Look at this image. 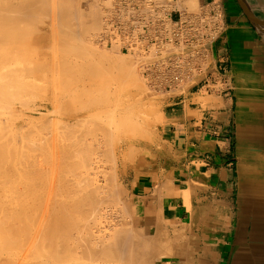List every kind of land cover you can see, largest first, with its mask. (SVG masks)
Wrapping results in <instances>:
<instances>
[{
  "label": "rangeland",
  "instance_id": "rangeland-1",
  "mask_svg": "<svg viewBox=\"0 0 264 264\" xmlns=\"http://www.w3.org/2000/svg\"><path fill=\"white\" fill-rule=\"evenodd\" d=\"M16 1H17V3H21V2H23V0H13V2L14 3H16ZM44 1H45V3H46V5L48 4V6H47V8H46V6H45V3H44ZM91 1V2H90ZM128 1V2H127ZM136 1L139 3V5H137V3H136ZM67 0V1H65V0H48V1H46V0H42V5L40 6V7H37V10H39V11H37L36 9H35V13H33V15H34V17H33V19L31 18V19H29V21L31 22L32 20H34V21H36L37 19V16H43V17H41V19H40V17H38V20H37V23L36 24H34V21H32V23H30V22H28V21H24V23H22V22H19L18 20V23L16 22V27L18 26L19 28V30H17V32H15L14 33V35H13V38H11L12 36L10 35V37L8 36V38H7V36L5 37V38H7V39H4V41H2V42H0V57H2V58H4L5 59V61L3 62L2 60H0V82L1 81H5L4 80V78L6 79V81H7V79H8V81L10 82V85H7V83H9V82H1L2 84V88L0 89L1 91H3L2 92V94H0V100H2L0 103V109L2 110L1 111V114L2 115H4V116H6V115H8V113L10 114V113H12V114H10V115H8V116H6L7 118L8 117H11L12 119L15 117V115H17V117H15L13 120H11V122H10V120H9V118L7 119L9 122H10V124L8 123V125L7 126H9V129H8V127L4 130V132L8 129L9 130V132H11V133H7L8 132V130H7V132H3V129L2 130H0V135H2V136H0V142H5V141H8V139H10L11 141L13 140L14 141V139H15V137H14V134H13V132H15V131H17V132H15V135H16V138H17V136L19 135V137L18 138H20L21 137V139H22V141H21V143L19 142L20 141V139H19V141L18 140H16V141H12L10 144H11V146H12V149L14 148V146L16 147V148H14L15 149V152H14V154L15 155H17V157H20L21 158V156H22V152L24 153L26 150H28V149H25L24 148V143H26L27 141L28 142H30V144L27 142L26 144V146H27V148H28V146H29V150L28 151H26L27 153L28 152H30L29 154H26V157H29V156H31V158H30V160L31 159H34V161L36 162L35 163V167H37L38 166V164L39 165H42L41 166V168H45V167H50V165H49V163H48V165H47V159H48V157H51V154H59V150H60V145L59 144H62V140L61 139H63V132H62V113L61 112H64V108L66 107V108H68V106H73L74 104H76L77 102L76 101H78L79 99L81 100H79L80 101V103L81 104H86L88 101V103L87 104H89V103H91L92 101H90V100H96V96H97V99L99 98V97H101V96H105V95H107V94H109V96H111L110 98H112V99H114L115 97H114V91H113V93L112 92H110V90L115 86L113 83H115L116 81H114L113 80V82H112V76L114 75V72L118 69L119 71H121V68L122 69H124V68H128V67H131L132 68V66H133V70L135 71V74H136V76H137V81H139V83H141L142 85H143V92L141 93V95L142 96H144V99H143V102H142V104H141V106H139L140 108L139 109H141V110H139V112H142L141 114H140V122H142L141 124H140V122H139V127L138 128H140V130H139V132H138V130L137 131H135V132H133L132 133V137L133 138H131V146L132 147H129V148H131L132 149V153H131V149H128V151L129 152H127L126 154H125V156L124 157H122V159H120L118 162H115L113 159L114 158H112V159H109L110 161H112V162H110L109 160H106V159H102L104 162H102L101 164H102V168L100 167L98 170L101 172V170H102V172L101 173H106L107 172V174H110L111 176H112V173H113V176H115V177H111L112 179L111 180H109V178H108V181L109 182H111L112 180V184H114L115 182L117 183H115L114 184V186L113 185H110V184H108V185H110V186H108L109 187V189H110V193L111 194H115L116 195V193L117 194H119L121 191H122V194H119L118 195V199H119V203H118V199L116 198V199H113L114 197H116V196H114V195H111V194H109L108 193V191L107 190H109L108 189V187H107V190H105V188L100 192L101 194H103V193H105L104 191H107L106 193H108V198H109V195H111L112 196V199L114 200V202H117V203H114V202H112V200H111V198L110 199H108L109 200V202L111 203H107L106 201H107V198H105L106 199V201H101V199H102V197L104 196V195H106V193L104 194V195H101V194H99V195H101L100 197H101V199H100V205H99V210L101 211L99 214H96L95 216H92L91 217V215H90V217H89V215L87 216H84L83 218H84V223L86 222V224H84V223H82V221L81 220H83V218H82V216H81V219L79 218V221H81V222H79L80 224H81V226H80V224H79V231L80 230H82V233L81 234H79V236L82 238V234H85V232H86V235H88L89 234V236L91 237V235H90V233H91V231H92V235H94L97 231H98V233H96V234H100V232H99V229L97 228V227H101V230H102V234H103V232L104 233H106V231L108 232H111L110 234H109V232L108 233H106V235H108V238L109 237H111V241H113V239H114V241H115V238H114V234L117 232H115V233H113V231H115L116 229L119 231L120 229H124L123 231H128V230H125V227H126V229L128 228V229H130V227L129 226H132L131 227V232H130V230H129V232L132 234V235H135V236H131V240H132V243L135 241V240H137V241H135L134 242V244L135 245H138V248H139V250L141 251V250H143V248H144V246H145V244H146V246H145V248L146 247H148V248H146V250L148 251V249H150V252L152 251V254L150 253V252H147V253H150L149 255H147V253H144L145 251H143V253L145 254L144 256V258L145 259H147V261H152L151 263H153L154 262V259H153V257L155 258V254H156V249H155V245H154V243L152 244V245H150L149 244V242L148 241H150L151 239H148V235L150 234V236L149 237H151V234H154V235H157L158 233L156 232V231H162V233L164 234V233H166V236H167V238H169V240L167 239V242L169 243V246H170V244H172V242L173 241H171V238H172V234H171V230H172V228H174L173 226L171 227V226H168V225H166V224H161L160 226H159V228H150V227H147V226H145L144 224H142L141 222H139V214H140V205H139V202L137 201V198L133 195V193H132V190H131V184H132V182L135 180V179H137L138 177H139V175L141 174V173H143L144 171H146L147 169H149V168H152V169H154V170H162L164 173H165V170H167V169H170V170H172L173 169V165H171V161H172V157H173V154H174V150H173V148H172V145H171V143L170 142H168V140H166V138H165V134H164V131H163V125H164V119H163V112H164V110H165V101H167V99H171L173 96H175L176 94H178L179 92H180V90H174V88L172 89H170L168 86H166L165 84H163V83H161V82H157L156 80H155V78H153L152 79V77H150V75H149V68H147L148 66H149V64H150V62H152L154 59H155V57H156V54H157V52H156V47H155V45H151L150 47L149 46H147V49L145 48V46L147 45V40L148 39H143V40H141L140 38H135L131 43H133L134 45L135 44H137V46L136 47H133L132 48V46H134V45H132V46H130V45H125V43H124V41H122L121 39H120V37H123L122 35H121V32L120 31H118L117 33L118 34H116V36H112V35H109L110 33H112V32H110V29L115 25V24H119V25H123L124 26V30H128V31H131V33H132V36H136V33H135V31H132L131 30V28H130V26H131V24L132 23H129V22H132L133 20H134V17H137L138 15H140V14H136L137 12H138V10H139V8L141 7V3H143V1H145V0H140V2H139V0ZM154 1H156L157 2V0H154ZM161 1V3L163 2L162 0H160ZM165 1L166 0H164V2H163V4H161L159 1L157 2V7L159 6V10L160 9H163L162 7H165L166 8V6H165ZM110 3V5H109V3ZM136 4H135V3ZM44 3V4H43ZM55 3V4H54ZM104 3V4H103ZM128 3V4H127ZM159 3H160V5H159ZM165 3V4H164ZM64 4V5H63ZM68 4V5H67ZM100 4V5H99ZM133 4V5H132ZM50 5V6H49ZM66 5V6H65ZM92 6L91 8H90V6ZM146 5V4H145ZM66 8H65V7ZM89 6V7H88ZM97 6V7H96ZM122 6V7H121ZM131 6V7H130ZM162 6V7H161ZM51 7V8H50ZM83 7V8H82ZM94 7V8H93ZM106 7V8H105ZM128 7H129V9H128ZM43 8V9H42ZM59 8V9H58ZM62 8V9H61ZM90 8V9H89ZM94 10H93V9ZM110 10H109V9ZM122 8V9H121ZM133 8V9H132ZM137 8V9H136ZM191 8H195L194 6H191ZM49 10V11H51L50 13L47 11V10ZM65 10V12L63 13V11ZM70 9V10H69ZM111 9H112V12H111ZM115 9V10H114ZM58 10H62L61 12L60 11H58ZM74 10V11H73ZM87 10H89V11H91V10H93V11H91L93 14H90V12H88ZM96 10H97V12H96ZM67 11V12H66ZM68 11H70V12H68ZM81 11H83V12H81ZM102 11V12H101ZM37 12L39 13V15L37 14ZM40 12H42L43 13V15L40 13ZM48 12V13H47ZM54 12H55V14H54ZM59 12V13H58ZM88 12V13H87ZM104 12V13H103ZM132 12V13H131ZM47 13V14H46ZM61 13H62V15H61ZM65 13L66 14H69L70 13V15L69 16H67V15H65ZM80 13H82V14H80ZM85 15H84V14ZM98 15H97V14ZM128 13V14H127ZM134 13V14H133ZM54 14V15H53ZM77 14V15H76ZM88 14V15H87ZM124 14V15H123ZM48 15V16H47ZM51 15V16H50ZM63 15H65V16H63ZM92 15V16H91ZM159 15H160V17H159ZM158 15V18H157V20H158V24H162V26H163V32L164 31H166L167 32V30L169 29V27L171 28V26H167V25H169V23L167 24V17H166V15H165V17H164V14L163 13H161L160 12V14ZM47 17V18H45V17ZM55 16V17H54ZM60 16H63L64 18H63V23H64V25L62 24V21H61V18H60ZM71 16V17H70ZM50 17V18H49ZM59 17V18H58ZM68 17H70V19H68ZM80 17H81V19H80ZM89 17H92V19L91 18H89ZM122 18V19H121ZM129 18V19H128ZM36 19V20H35ZM43 19V20H42ZM54 19H55V21H54ZM68 19V20H67ZM88 19V20H87ZM94 19V20H93ZM57 20L59 21L58 23H56L57 22ZM82 20V21H81ZM83 20H85V21H83ZM104 20V21H103ZM114 20V21H113ZM126 20V21H125ZM39 21V22H38ZM45 21V22H44ZM65 21H67V22H65ZM91 21H93L92 23H95V22H97L96 24H92L93 25V27H91V24H90V27L87 29V30H84V32H85V35H84V32H82L83 31V29L85 28V26L84 25H86V24H89ZM119 21V22H118ZM55 22V23H54ZM101 22V23H100ZM107 22V23H106ZM164 22V23H163ZM20 23V24H19ZM44 23V24H43ZM60 23V24H59ZM65 23H68V25H66ZM17 24H19V25H17ZM26 24V25H25ZM29 24H30V27H29ZM31 24L32 25H34V27L33 26H31ZM53 24L56 26V27H54L53 26ZM70 24V25H69ZM80 24V25H79ZM97 24H101V27L99 26H97ZM22 25H24V26H22ZM58 25H60L61 26V28L58 26ZM62 25H63V30H65V31H63L62 30ZM73 25V26H72ZM94 25H96V26H94ZM20 26H22L23 27V30H24V28L26 29V30H22V31H20V29H22V27H20ZM50 26V27H49ZM51 26H53V28L51 27ZM64 26H65V28L67 27L68 28V30L69 31H67L66 29H64ZM58 27H59V29H58ZM79 27H81V29H82V31H81V29L79 28ZM84 27V28H83ZM129 27V28H128ZM37 28H39V29H37ZM100 28V29H99ZM31 31H30V30ZM44 29V30H43ZM51 29H52V31H51ZM61 29V30H60ZM72 29H73V31H72ZM86 29V28H85ZM91 29V30H90ZM93 29V30H92ZM97 29V30H96ZM32 30H33V32H32ZM71 30V31H70ZM90 30V31H89ZM124 30H122V33H124L125 31ZM20 31V32H19ZM27 31V32H26ZM38 32V34H37V32ZM58 31H59V33H58ZM64 32V34H62V35H60V36H62V39H61V41H63V38H64V41L65 42H62V45H63V43H64V45H66L65 43L67 42L69 45L68 46H70L71 48H73L74 49V47H73V44L75 45V51H78V50H80L81 48H79L80 46H82L83 45V43H84V47L83 48H86L87 49V52L89 51V52H91L90 54H89V52H88V54L89 55H91V59H88L87 58V62L85 61L86 59L84 58H82V56H81V58L79 57H77L76 59H78V65H80V69H77V71L79 70V72H78V75H79V77H81L80 79H82V80H79V85L77 84V85H72L71 87L73 88V91H72V88H71V92H69V94H67V95H61V97L58 99V100H56V102H57V105L55 104L56 102H53L54 104H50V102L52 101V99H53V97H54V94L55 93H59L58 91L59 90H61L62 88L61 87H64L65 88V85H66V83H67V81H64L63 79H61V78H59L60 77V75L61 74H57V73H60V72H55V71H53L55 74H53L52 72L50 73V74H47V75H49V76H47V75H41V76H39V74H38V72H36L37 70H35V71H28V69H27V71L25 70V66H27V68L29 67V68H32L33 66H34V64H33V62H32V59L33 58H36L37 56H39L41 53H43L42 51H45V52H47V55H49V58H48V60H50L51 61V59L53 58V57H56L57 55V57L58 58H60V57H62L61 56V54L65 51L64 49L66 48V51H67V49H71L70 47L69 48H67V46L63 49V51H61L62 50V48H60V49H58L59 47H56V45L57 46H60L61 47V45H60V43H61V41H60V36L58 35V34H61V32ZM78 31H80V32H78ZM34 32H36V33H34ZM43 32V33H42ZM53 32V33H52ZM55 32H57V33H55ZM165 32V33H166ZM21 33V36L22 35H28L29 36V33L30 34H32V35H30V36H32L33 38H31L30 36H29V40L28 39H26L27 38V36H25V38L23 39V38H18L16 41L18 42H15V38H16V36L18 35V37H20L19 36V34ZM23 33V34H22ZM83 33V34H82ZM93 33V34H92ZM150 34L149 35H152L153 33L152 32H149ZM165 33H163V35L165 34ZM15 34H16V36H15ZM51 34H54V35H52V37H51ZM65 34H68V36L67 35H65ZM73 34V35H72ZM81 34V35H80ZM101 34V35H100ZM134 34V35H133ZM35 35V36H34ZM43 35H48L49 36V39L47 40V41H43V40H41V37L43 36ZM80 35V36H79ZM100 35V36H99ZM103 35V36H102ZM15 36V37H14ZM55 36V37H54ZM59 38H58V37ZM96 36V37H95ZM109 36V37H108ZM24 37V36H23ZM76 37V38H75ZM81 37V38H80ZM31 38V39H30ZM55 38H56V40H55ZM111 38V39H110ZM9 39H12V42H10L9 41ZM54 39V40H53ZM67 39V40H66ZM80 39V40H79ZM81 39H83V40H81ZM116 39V40H115ZM119 39V40H118ZM59 40V41H58ZM78 41H80V42H78ZM88 42V43H86V42ZM89 41H90V43H89ZM95 41V42H94ZM103 41V42H102ZM120 41V42H119ZM9 42V43H8ZM51 42L53 43V44H51ZM58 42V43H57ZM17 43V45L15 46V44ZM73 43V44H72ZM96 43V44H95ZM71 44V45H70ZM115 44V45H114ZM124 44V45H123ZM25 45V46H24ZM41 45H43V46H41ZM49 45V46H48ZM77 45H78V50H76V47H77ZM37 46H38V48H37ZM42 47V50H40V48ZM55 46V47H54ZM129 46V47H128ZM174 46V47H173ZM179 46V47H178ZM182 46V44L181 45H172V44H167V45H164V47H160L161 49L160 50H162V51H164V50H168V49H171L170 47H172V48H174L175 49V47H176V49H175V51L176 52H179L180 51V47ZM40 47V48H39ZM43 47H46V48H43ZM49 47V48H48ZM25 48V49H24ZM55 48V49H54ZM164 48H166V49H164ZM19 49H20V51H19ZM73 49H71L70 50V52H71V54L72 53H75V51L73 50ZM105 49V50H104ZM151 49V50H150ZM72 50L74 51V52H72ZM183 50L184 51H186L187 50V47H183ZM60 51L62 52V53H60ZM65 51V52H66ZM161 51V52H162ZM188 51V50H187ZM69 51H67L65 54H67V53H70ZM21 53V54H20ZM64 53L62 54V55H65ZM87 54V55H88ZM21 55V56H20ZM74 55V54H73ZM151 55V56H150ZM153 55V56H152ZM190 55H192V54H186V56L185 55H183L182 57H183V59L184 60H188L189 58H190ZM92 56H94V58H92ZM7 57H9V58H7ZM17 57H18V59H17ZM144 58V59H143ZM149 58V59H148ZM7 59H8V62H7ZM14 59H16V60H14ZM20 59V60H19ZM57 59V58H56ZM82 59H83V62L85 61V65H83L82 63ZM93 59V60H92ZM95 59L97 60V61H100L99 63L100 64H98L97 63V61H95ZM92 60V61H95L96 63H97V65H95V62H94V65L92 64L91 66L90 65H88V64H90V61ZM103 61V62H102ZM186 61H184L185 63H187ZM204 61H206V64H207V59H205ZM105 62V63H104ZM212 62H214V59H212ZM7 64V65H4V64ZM81 63V64H80ZM107 63H108V65H107ZM119 63V64H118ZM87 64V65H86ZM111 66H110V65ZM120 64H123V65H120ZM209 64H210V61H209ZM2 65L4 66V68L2 69ZM82 65L85 67L86 66V68L89 66L90 67V69L89 68H87V71H85L84 69H86V68H83L82 69ZM116 65V66H115ZM94 66H96V67H94ZM98 66H100V67H98ZM101 66H103V67H101ZM108 66V70L107 69H105L106 67ZM109 66H110V68H109ZM114 66L116 67V68H114ZM122 66H125V67H122ZM143 66V67H142ZM17 67H19V68H17ZM93 67L94 68H100L99 69V72H101V73H103L102 74V76H98L99 78H97V76H95L96 74H98V75H100L101 73H99L98 71H97V69H94V70H92L93 69ZM105 67V68H104ZM15 68V69H14ZM23 68V70H21V72H20V69H22ZM145 68V69H144ZM184 68L186 69L187 68V65L185 64L184 65ZM9 69H11V71H8ZM12 69H14V70H16V71H13ZM19 69V70H18ZM91 71V73L92 74H89V70ZM102 69V70H101ZM110 69H112L111 71H110ZM7 70V72L5 73L7 76H2L1 75V73H4V71H6ZM101 70V71H100ZM107 70V72H108V74L106 75V76H104L106 73L105 72H103V71H106ZM19 71V73L18 74H16L17 72ZM25 71L28 73H25ZM80 71H82V73L84 72L86 75L88 74V76L89 75H91L92 77H95V78H93V81H92V79H91V77L89 78L88 76H85V77H82L83 75H85L84 73H83V75H81L82 73H80ZM119 71H117V72H115L116 74H119ZM10 72H12V73H14L15 75H17V77L16 76H14L12 73H10ZM30 72H32V74H30ZM86 72H88V73H86ZM94 72V73H93ZM95 72H98V73H95ZM8 73V74H7ZM10 73V74H9ZM20 73H22V74H20ZM163 73V70L162 71H160V74H162ZM5 74H3V75H5ZM11 74L13 75L12 77H11ZM38 74V75H37ZM53 74V75H52ZM110 74V75H109ZM230 76H231V78H232V85H233V90H232V94H231V96H230V98H233V91H235V89H236V84H235V77H234V74L233 73H228ZM8 75H10V76H8ZM109 75V76H108ZM112 75V76H111ZM28 76V77H27ZM29 76H30V78H29ZM38 76V78H35V77H37ZM55 76V77H54ZM3 77V78H2ZM8 77V78H7ZM26 77V78H25ZM32 77V78H31ZM70 77V76H69ZM89 79H88V78ZM101 77H103V78H101ZM105 77H107V79H110L111 78V80H109V81H111V83L110 82H108V80L107 79H105ZM109 77V78H108ZM20 80V83H19V80ZM84 78V79H83ZM86 78V79H85ZM99 80H97V79ZM100 78L101 79H104V80H107V82H105L104 80V82L105 83H103V81L101 82L100 81ZM61 79V80H60ZM66 80H68L67 78H65ZM91 79V81H89ZM16 80H18V81H16ZM40 82H39V81ZM63 80V81H62ZM13 81H15L14 82V84L12 83ZM70 81H71V77H70ZM94 81L95 82H97V84H100V85H98V86H96V87H94L93 86V84H95V85H97L96 83H94ZM146 81V82H145ZM16 82H18V83H16ZM21 82H22V84H21ZM23 82H24V84H23ZM25 82H27V84L25 83ZM65 84L64 86H62V84L63 83ZM87 82V83H86ZM100 82V83H99ZM4 83H6V84H4ZM29 83H31V84H29ZM4 84V85H3ZM15 84H17V86H19L20 84H21V86H19L20 87V89L16 86V87H14L15 86ZM19 84V85H18ZM87 84L89 85V86H87ZM114 86H113V85ZM57 85V86H56ZM83 85H85V86H83ZM102 85H104L103 87H107V88H104V90L106 89H108L109 87V92H107L106 90L104 91L103 89H102ZM107 85V86H106ZM108 85H110V86H108ZM7 86H9L8 88H10L11 90H9L8 88H7ZM11 86V87H10ZM24 86H26L27 88H23ZM31 86V87H30ZM87 86V87H86ZM101 86V87H100ZM98 87V88H97ZM112 87V88H111ZM160 87V88H159ZM162 87V88H161ZM5 88V89H4ZM29 88H30V90H29ZM34 88H35V90L36 91H38L37 93H36V91L34 90ZM39 88H41V89H39ZM61 88V89H60ZM93 88H96V89H94L95 90V92L93 91ZM99 88L101 89V90H99ZM188 88V87H187ZM187 88L185 89V91H187V93L188 92H191V90H187ZM197 88V89H196ZM3 89V90H2ZM9 91H8V90ZM15 89H17V91L14 90ZM26 89V90H25ZM31 89H33V91H34V93H33V91L31 90ZM78 89H80L79 91H80V93L81 94H78V95H80V96H75L76 94H77V92L79 93V91H77ZM85 89L87 90V91H85ZM90 89L92 90V91H90ZM145 89H146V91H145ZM21 90H24V92H26L25 94H21L20 92H23V91H21ZM84 90V91H83ZM96 90H98V91H96ZM104 92H103V91ZM6 91V92H5ZM20 91V92H19ZM27 91H30V92H28L27 93ZM84 93H86V94H88V95H86V96H84V94H83V92ZM102 91V92H101ZM192 91H194V92H198V93H194V95H193V97L194 98H196L198 101H201V102H203V103H205V102H207V101H210V100H212V98L214 99V97L213 96H217L216 94H211V93H208V92H206V90H204V88H201V87H195ZM32 92V93H31ZM74 92V93H73ZM94 92V93H93ZM97 92H98V94H97ZM101 92V93H100ZM107 92V93H106ZM91 93H93V95H95V96H93ZM96 93V94H95ZM104 93V94H103ZM146 93V94H145ZM153 93V94H152ZM156 93V94H155ZM3 94H5L4 96H3V98L4 99H6V100H3V98H2V95ZM9 94V95H8ZM10 94H11V96H13L12 98H8V97H6V95L7 96H9V97H11L10 96ZM27 94V95H26ZM83 94V96L84 97H82L81 95ZM100 94V95H99ZM116 94V93H115ZM145 94V95H144ZM209 94H211V96H209ZM90 95V96H89ZM93 97H92V96ZM22 97V98H21ZM69 97H72V98H69ZM82 97V98H81ZM2 98V99H1ZM52 98V99H51ZM68 98V101L66 100ZM75 98H77L76 99V101H73V102H71L70 103V101H72L73 99H75ZM79 98V99H78ZM84 98V99H83ZM206 98V99H205ZM22 99L24 100L23 101V103L25 104H21V101H22ZM29 99L32 101H29ZM62 99V100H61ZM9 100H11L10 101V104H9ZM21 100V101H20ZM50 100V101H49ZM63 100L64 101H66V102H63ZM82 100H83V102H82ZM6 101V102H5ZM12 101H13V103H12ZM17 101V102H16ZM25 101H27V102H25ZM62 101V102H61ZM19 102V103H18ZM29 102V103H28ZM61 102V103H60ZM74 102H76V103H74ZM59 103V104H58ZM79 103V104H80ZM6 104V105H5ZM17 104V105H16ZM18 104L19 105H21V106H18ZM28 106H27V105ZM32 104V105H31ZM34 104V105H33ZM44 104H49L48 105V107H50V108H48V109H43V106L40 108V109H36V107L37 106H39V105H44ZM60 104H61V108L60 109H56V110H54L55 108V106H57L56 108H58V106L60 107ZM3 105V106H2ZM10 105V106H9ZM22 105H24V109L23 108H21L22 107ZM5 106V107H4ZM29 106H31L30 108H29ZM54 106V107H53ZM80 106V105H79ZM33 107H35V109L33 110ZM3 108H4V111H3ZM7 108H9L10 109V111H12V112H9V110L7 111L6 109ZM16 108H17V110H18V114L17 113H15V115H13L14 114V112H16ZM53 108V109H52ZM66 108H65V111H66ZM13 109V110H12ZM27 109V110H26ZM29 109V110H28ZM36 110V111H35ZM63 110V111H62ZM20 112V113H19ZM22 112L24 113V114H22ZM4 113V114H3ZM6 113V114H5ZM26 113V114H25ZM29 113V115H28V117H27V114ZM32 116H31V115ZM44 115V116H43ZM23 116V117H22ZM34 116V117H33ZM37 116V117H36ZM35 117H36V119H35ZM5 118V117H4ZM23 118V119H22ZM29 119H32V120H29ZM46 121H45V120ZM49 119V120H48ZM42 120H44V122L46 123V129L43 127L44 125H45V123H43V121ZM48 120V121H47ZM58 120H60V123H59V121ZM161 120V121H160ZM13 121V122H12ZM16 121V122H15ZM29 121H31V124H30V122ZM42 121V122H41ZM50 121V122H49ZM15 122V123H14ZM24 122V124H21V123H23ZM29 124H28V123ZM40 122V123H39ZM57 122V123H56ZM25 123H27V124H25ZM41 123H43L44 125H42ZM49 123V124H48ZM144 123V125L146 126L147 125V127H145L144 125H142ZM19 124H21V125H19ZM59 124V125H58ZM11 125V126H10ZM13 125V126H12ZM15 125V126H14ZM25 128H24V127ZM27 126V127H26ZM31 126V127H30ZM38 126V127H37ZM43 127L44 129H45V131L43 130V128H40V127ZM60 126V127H59ZM141 126V127H140ZM143 126V127H142ZM20 127V128H19ZM21 127H23V128H21ZM59 127V128H58ZM28 128V132H25V134L26 135H24V130H26ZM42 129V130H40V129ZM17 129H19V130H17ZM35 129V130H34ZM47 129H49V130H47ZM53 129V130H52ZM56 129V130H55ZM15 130V131H14ZM20 130H21V132H20ZM47 130V131H46ZM59 130V131H58ZM61 130V131H60ZM37 131V132H36ZM41 131V132H40ZM43 131V132H42ZM53 131V133H50V132H52ZM1 132H3V133H1ZM35 132V133H34ZM60 132V133H59ZM19 133H21V134H19ZM23 133V134H22ZM27 133L28 134H30L29 136L27 135ZM37 133V134H36ZM43 133H44V135H43ZM47 133V134H46ZM3 134H4V137H3ZM13 135L12 136V138L14 137V139H11V138H8L9 136H11V135ZM40 134H42V136H45L44 138L40 135ZM6 135H9V136H7L6 137ZM24 135V136H23ZM35 137V139H34V137ZM39 135V136H38ZM49 135L51 136V137H49ZM54 135V136H53ZM143 135V136H142ZM25 136H27V138L28 139H30V141L29 140H25L24 142H23V140L26 138ZM32 137V138H29V137ZM38 138H37V137ZM48 136V137H47ZM58 136H59V138H58ZM142 136V137H141ZM4 138H8L7 140L5 139V140H2V139H4ZM17 138V139H18ZM40 138L42 139V140H40ZM48 138H50V139H48ZM33 139V140H32ZM39 139V140H38ZM52 139H53V141H52ZM60 139V140H59ZM2 140V141H1ZM35 140V141H34ZM38 140V141H37ZM48 140V141H47ZM32 141V142H31ZM37 141V142H36ZM42 141H44V142H42ZM50 141H51V143H50ZM57 141V142H56ZM53 142V143H52ZM55 142H56V145H55ZM58 142H60V143H58ZM6 143V142H5ZM16 143V144H15ZM31 143H33L34 144V146H33V144H31ZM36 143V144H35ZM44 143V144H43ZM48 143H50V144H48ZM58 143V144H57ZM6 144H8V147L10 146L9 145V141L6 143ZM13 144H15V145H13ZM43 144V145H42ZM45 144H46V146H47V149H46V147H44L45 146ZM18 145H19V147H18ZM20 145H21V147H20ZM23 145V146H22ZM35 145H36V147H35ZM38 145H40V146H38ZM59 145V146H58ZM11 146L9 147V149L11 148ZM38 146V147H37ZM43 148H45V150L44 151H42L41 150V148L42 147ZM51 146L53 147V150H52V148H51ZM19 149H18V148ZM31 147V148H30ZM32 147H33V150H31L32 149ZM34 147L36 148V150H34ZM54 147H56V149L54 148ZM20 148H23L22 150H25V151H22V150H20ZM38 148H39V150H38ZM58 148V149H57ZM12 149H10V150H12ZM17 150H20V153L19 154H17L18 153V151ZM41 150V151H40ZM48 150V151H47ZM135 150V151H134ZM14 150H12V152H13ZM16 151H17V153H16ZM22 151V152H21ZM46 151V152H45ZM55 151V152H54ZM25 152V153H26ZM54 152V153H53ZM32 153V154H31ZM40 155H38V154ZM47 153V154H46ZM49 153V154H48ZM51 153V154H50ZM42 154V155H41ZM45 154V155H44ZM14 155V156H15ZM23 155H25V154H23ZM27 155H29V156H27ZM49 155V156H48ZM38 156V157H37ZM17 157H13L12 158V162H14L15 163V165H17L16 163V158ZM23 157V156H22ZM36 157V158H35ZM45 157H46V160H45ZM95 157V155H93L92 156V159ZM19 158V159H20ZM126 158V159H125ZM27 160H28V158H26ZM41 159V160H40ZM43 159V160H42ZM129 159V160H128ZM18 160V159H17ZM23 160V164H25V162L27 161V160H25V156L20 160V162ZM25 160V161H24ZM30 160H28V163H33V161L32 162H30ZM45 162V163H42V162ZM19 162V161H18ZM39 162V163H38ZM8 163V162H7ZM10 163V162H9ZM22 163V162H21ZM21 163H19V167L17 166V170H18V172H15V173H17V175L16 174H13V173H11V176H9L7 179L8 180H10V181H7L6 180V183H4L5 181V178H3V177H0V192L1 191H4V190H2L3 188H2V186L4 185L7 189H6V191L8 190L9 192H6V191H4V192H1L0 194V198L1 199H3L4 200V196H6V197H13V198H7L6 199V197H5V199L6 200H4V201H10V202H12V203H14L15 205H16V207H15V205L13 204V206H12V204H10L9 205V209H10V206H12L14 209H16V210H20V209H18V207H20L21 208V210L20 211H23L22 209L23 208H25L26 206H27V204L26 203H28V206H29V208H28V210H26L27 208H25V211H24V213L23 212H20V213H23L24 215H22V214H20V215H22L23 217H27L26 216V213H28V211H30L31 212V210L33 209L32 208V206L34 205V203H36V206L39 204V202H38V200H39V197H41L42 195H41V193H42V191H43V189H42V187L44 186V185H46V184H44L45 182L42 180V179H39V181L41 182H43V185L41 186V189H40V185H38V187H35V186H37L36 184H35V182L36 181H32L30 178H32V177H34L33 178V180H36L37 178H41V174L39 173V172H41V168H40V166H38V168H35L33 165V167L37 170V169H39L40 168V170H37V171H35L34 172V168L33 169H30V167H32L30 164V166L28 165H24V167H23V165L21 164ZM41 163V164H40ZM106 163V164H105ZM114 163V164H113ZM104 164V165H103ZM47 165V166H46ZM131 165H134V166H131ZM22 166V167H21ZM26 166V167H25ZM29 167V169L33 172V174H35L36 173V175H30V173L31 172H29L30 170L28 169L27 171H26V169L25 168H28ZM48 167V168H49ZM104 167H105V171H104ZM112 167V168H111ZM21 168V169H20ZM22 168H24L25 169V171H26V173L27 172H29V174L28 175H30V178L29 177H26L27 176V174L25 175V174H23V173H21L20 174V171L22 170ZM50 168H52V165H51V167ZM109 168V169H108ZM20 169V170H19ZM139 169V170H138ZM98 170H97V177L99 178V180H102V181H104L105 180V178L106 177H104V175L106 176V174H101L100 172H98ZM110 170H111V172H110ZM39 171V172H38ZM113 171V172H112ZM115 171V172H114ZM138 171V172H137ZM22 172H23V170H22ZM37 172H38V176H37ZM108 172H110V173H108ZM12 174L13 175H16L15 177H20L19 179H18V177H17V179H18V181H19V187H17V189H16V186H17V183H16V181L14 182L13 180H15L14 178H13V176H12ZM22 174H23V176H22ZM32 174V173H31ZM39 174H40V176H39ZM116 174V175H115ZM32 176V177H31ZM91 176H92V174H91ZM10 177H12V178H10ZM26 177V178H25ZM37 177V178H36ZM107 177H108V175H107ZM36 178V179H35ZM104 178V179H103ZM113 178H115V179H113ZM4 179V180H3ZM21 180L24 182V183H26V182H30V183H34L33 185H34V187L35 188H37V190H40V191H37V192H33L32 191V184H31V186H29L30 184L29 183H26V185L27 184H29V185H27L28 186V191H29V188H30V190H31V192L33 193V194H30V192H29V194H30V197H27L26 195H24V197H27V198H30L31 199V201L29 200L28 201V199L27 198H24L23 199V194H22V196H21V198H20V195H21V190L23 191V190H26L25 189V187H21V186H23V184L21 183ZM26 182H25V181ZM28 180V181H27ZM30 180V181H29ZM3 181V182H2ZM13 181V182H12ZM17 181V182H18ZM39 181H37V184H42V183H39ZM115 181V182H114ZM12 182V183H11ZM193 182V181H192ZM4 183V184H3ZM7 183H10V184H12V186H9V184H7ZM14 183V184H13ZM16 183V184H15ZM22 184V185H21ZM49 185H50V183H48ZM199 185V183L197 182V183H195V184H192L193 186H192V189H194L195 190V187L197 186V185ZM8 187H7V186ZM15 187H14V186ZM21 185V186H20ZM24 186H25V184H24ZM114 188V190L113 191H118V190H116V189H118L119 188V192H113L112 190H111V188L112 187ZM11 187V188H10ZM13 187V188H12ZM45 187V186H44ZM47 187V188H46ZM46 193L48 194V192H49V186L48 185H46ZM111 187V188H110ZM9 188V189H8ZM21 190H20V189ZM112 188V189H113ZM121 188V189H120ZM14 189V192L15 193H17V195H19V193H20V195H19V201L20 202H26L25 204H26V206H25V204H24V206H23V204L22 203H20V202H18V204L20 205H18V207H17V200H18V197H17V195L15 196V195H13V194H15V193H11V190H13ZM16 189V190H15ZM19 189V190H18ZM191 189V188H190ZM191 189V190H192ZM121 190V191H120ZM191 190H189L188 189V191H187V195L189 196L188 198H187V201L188 202H190L188 199L190 198V200H191V196H190V193H191ZM16 191H19V192H16ZM27 191V192H28ZM186 190H184L183 191V198H184V202H185V204H186V206L188 207V204L189 203H187L186 202V197L187 196H184V193H186L185 192ZM13 192V191H12ZM25 193H26V191H24ZM40 192V193H39ZM44 192V191H43ZM4 193V194H3ZM10 193V194H9ZM38 193V194H37ZM26 194H28V193H26ZM29 194H28V196H29ZM36 194V195H35ZM43 194V193H42ZM47 194H45V192H44V194H43V199H41L40 200V202L43 200H45L46 199V197H48V195ZM4 195V196H3ZM11 195V196H10ZM40 195V196H39ZM45 195H47V196H45ZM186 195V194H185ZM2 196V197H1ZM31 196H34L35 197V202H34V197H31ZM37 196H39V197H37ZM107 196V195H106ZM105 196V197H106ZM110 196V197H111ZM36 197H37V199H36ZM45 197V198H44ZM17 198V199H16ZM0 199V200H1ZM23 199V200H22ZM27 199V200H26ZM16 200V201H15ZM25 200V201H24ZM37 200V201H36ZM34 202V203H32L31 205H29L31 202ZM43 201L41 202V203H43ZM120 201H122V202H120ZM103 202V203H102ZM104 202L107 204H104ZM123 203V204H122ZM127 203H128V205H130L131 203V205H133L132 206V208H131V205L130 206H128L127 205ZM191 203V202H190ZM102 204H104V205H102ZM109 204V205H108ZM135 204V205H134ZM192 204V203H191ZM43 205L44 204H41L40 205V207H42L43 209L45 208V207H43ZM106 205V207H108L109 206V208H111L110 210H109V212L107 213V214H105L104 215V217H101V215H103V214H101V213H103L104 211H105V208L106 207H104ZM116 205V206H115ZM22 206H23V208H22ZM27 206V207H28ZM190 206V205H189ZM6 206H4V207H0V215L2 216L3 214H4V212L6 213L7 211H9V209H8V206L5 208ZM32 209H31V208ZM39 207V205L37 206V210H36V207L34 206V211H32L33 213H32V215H34V217H35V215H36V212L38 213V212H40V211H42L41 209L42 208H40ZM193 207H196V206H192V208ZM101 208V209H100ZM133 208H134V211L132 212V210H133ZM8 209V210H7ZM29 209H31V210H29ZM40 209V210H39ZM112 209H114L113 211H112ZM132 209V210H131ZM189 209H191V207L190 208H188V210ZM3 210V211H2ZM39 210V211H38ZM2 212V213H1ZM29 212V213H30ZM43 213H44V210L41 212V214H42V216H43ZM115 213V214H114ZM131 213H134V214H131ZM39 214V215H38ZM37 215L38 216H41L40 215V213H38ZM31 215V216H32ZM36 215V217H38ZM109 215H110V217H109ZM112 215V216H111ZM224 215V214H223ZM0 216V217H1ZM22 216H20V221H22V220H24L25 218H22ZM42 216H41V219H42ZM109 218H108V217ZM125 216V217H124ZM226 216V215H225ZM89 217V218H88ZM97 217H100V218H97ZM105 217H107V219H105ZM88 218V220H86L85 221V219H87ZM102 218H103V220H102ZM31 219V225L30 226H32L31 227V232L28 230V229H30V228H28V227H30L29 226V224H30V220H28V226H27V232H25L24 231V233H22V234H25V235H27V233L29 234L28 236H29V242H28V240L26 241V238H28V237H26L25 235V237L26 238H24L23 237V235L20 233L21 231H19L20 229H22L23 227V225H22V222H21V225L19 226L18 225V221L17 222H15V230L18 232V234H16L15 235V238L16 239H14L15 241H14V243L13 244H11V248H12V246H14V248L13 249H10V250H2V252H3V254H4V256L6 257V258H4V256H2V258L0 257V260H1V262H3V263H1L0 262V264H6L7 262V264H9L10 263V261H11V263L10 264H15V261L17 262V264H18V262L21 264H25L26 262H29V264H57V263H59V264H77V263H79V260H81L80 262V264H99V263H104L105 261L107 262H105L104 264H121V261L122 260H124V259H121V260H119L118 261V256L120 255L119 253H120V251H118V248H116L117 250H115V248H114V251H115V254H116V257H113L114 255H111L110 256V254L108 253V256H106V257H102L100 260H98V259H94V257H90L91 259L89 260V256L86 258V256L84 255V254H82L81 255V253L79 252V254H73V253H71L72 254V256H73V258H72V256L71 255H69V257L70 258H67L66 256L64 257V258H66L65 260L66 261H64V263H63V261H61V262H58V261H56V260H53V259H51L52 257H51V255L49 254V250H47V252L46 251H44V249L43 250H41L42 248H43V246L45 247V248H47L46 246H45V242L46 241H44V240H46V234H44V233H42V232H45V228H46V226H44V230H43V228H42V225L40 226V224H42L40 221H42L41 219H40V221H37L39 218H37V219H34L33 217L32 218H30ZM34 219V220H33ZM43 219H44V216H43ZM89 219H92V220H89ZM101 219V220H100ZM35 220L37 221V222H39V223H34L35 222ZM94 220V221H93ZM44 221V220H43ZM42 221V222H43ZM93 221V222H92ZM96 221H97V225L95 226V224H96ZM99 221L101 222V223H99ZM130 221V222H129ZM33 222V223H32ZM87 222H89V223H87ZM223 222V221H222ZM218 223V224H224V223H226V222H228V219H227V221H225V222H223V223ZM17 223V224H16ZM23 223H24V221H23ZM43 223H45V222H43ZM91 223V224H90ZM98 223H99V225H98ZM131 223V224H130ZM19 224H20V222H19ZM32 224H35L36 225V227L39 225L41 228H42V230L41 229H39V230H41V234H43L42 236H43V238H44V236H45V238H44V240H40L41 241V243H42V247L41 246H39L40 247V249H39V247L37 246V248L39 249V251H38V249L34 246L35 244H37V245H39L40 243H38L37 241H39V240H36L38 237H39V234L40 233H38V231L39 230H36V229H38V227L36 228V229H34V227L33 226H35V225H32ZM89 224H90V227H89ZM94 224V225H93ZM104 224V225H103ZM115 224V225H114ZM121 224V225H120ZM130 224V225H129ZM215 224V223H214ZM218 224H215V226H217ZM45 225V224H44ZM82 225L83 226H85V227H83L82 229H81V227H82ZM100 225H102V226H100ZM109 225V226H108ZM117 225L119 226V229L117 228ZM129 225V226H128ZM17 226H19V228L17 227ZM108 226V227H107ZM110 226H114L113 228H112V230L110 229L111 227ZM116 226V227H115ZM165 226H167V227H165ZM22 227V228H21ZM102 227H103V229H102ZM120 227H122V228H120ZM164 227H165V229H164ZM91 229V230H89V229ZM115 228V229H114ZM18 229V230H17ZM34 229V230H33ZM87 230V231H90V233H88L87 231H85V230ZM98 229V230H97ZM162 229V230H161ZM164 229V230H163ZM4 230V229H2V228H0V237H1V240H0V247L2 246V244H3V240H2V235H1V233H2V231ZM24 230V229H23ZM23 230H22V232H23ZM83 230L85 231V232H83ZM95 230V231H94ZM97 230V231H96ZM105 230V231H104ZM122 230H120V231H122ZM166 230V231H165ZM200 230V232H202L204 235H202V239H203V241H205L209 236V234H210V232L211 233H213V236H214V234H218V230L217 229H211V230H209V229H206L207 230V233L205 232V229H199ZM36 231H37V233H38V237L36 236V237H34L35 235L34 234H37L36 233ZM155 231V232H154ZM16 232V233H17ZM40 232V231H39ZM19 233L21 234V235H19ZM80 233V232H79ZM156 233V234H155ZM95 234V235H96ZM112 234V235H111ZM146 235V238L145 239H147V240H144L145 242L147 241V243H143L142 241H143V235ZM34 235V236H33ZM85 235V236H86ZM109 235H111V236H109ZM144 235V236H145ZM154 235H152V236H154ZM17 236H19L18 238H19V241H18V243L15 245V242H17L16 240L18 239L17 238ZM22 236V237H21ZM113 236V237H112ZM137 236H139V237H137ZM140 236H142L141 238H142V240H141V242H140ZM32 237H33V240H31V242H30V239H32ZM88 237V236H87ZM87 237H85V241H86V243H93V242H90L91 240H89V242H87ZM93 237V236H92ZM95 237V236H94ZM93 237V238H94ZM133 237H135V238H133ZM159 238V236H154L153 237V239L155 240V238ZM21 238H23V239H21ZM35 238V239H34ZM93 238H88V239H93ZM113 238V239H112ZM21 239V240H20ZM25 239V240H24ZM39 239H42V238H39ZM152 239V240H153ZM24 240V241H23ZM37 242H35V241ZM107 240H110V238L109 239H107V236H106V238H105V242H107L108 244L109 243H111L110 241H107ZM139 240V241H138ZM1 241H2V243H1ZM23 241V242H22ZM25 241H26V243L28 242L29 244H28V247H29V249H28V247H27V244L25 243ZM39 241V242H40ZM83 240H81V242H82ZM113 241V244H115V242ZM139 242V243H138ZM34 243V244H33ZM83 243V242H82ZM150 243H151V241H150ZM22 244V245H21ZM26 244V245H25ZM84 244H85V242H84ZM88 244V245H89ZM143 246H142V245ZM47 245V244H46ZM16 246H18L17 248H19V250L18 249H16L15 250V248H16ZM20 246V247H19ZM33 246H34V248H36V249H34L33 248ZM116 246V245H115ZM149 246H152V247H150L149 248ZM154 246V247H153ZM25 247H27V248H25ZM136 247V246H135ZM142 249H141V248ZM21 248V249H20ZM144 248V249H145ZM154 248V249H153ZM33 249H34V251L36 252V253H38L37 255H36V253H32V251H33ZM48 249V248H47ZM123 249V248H122ZM28 250V251H27ZM46 250V249H45ZM135 250L136 249H134V252H135ZM139 250H138V253H139ZM158 250V249H157ZM21 251V252H20ZM27 251V252H26ZM41 251V252H40ZM119 253H118V252ZM159 251V250H158ZM23 252V253H22ZM26 252V253H25ZM133 252V253H134ZM136 252H137V250H136ZM155 252V253H154ZM14 253V254H13ZM18 253V254H17ZM23 255H22V254ZM114 253V252H113ZM137 253V256L138 255H140V254H138ZM2 254V253H1ZM1 254H0V256H1ZM2 254V255H3ZM6 254H9V255H6ZM17 254V255H16ZM25 254V255H24ZM34 254L36 255V256H34ZM141 254H142V252H141ZM12 255H13V257H12ZM33 255V256H32ZM45 255V256H44ZM134 255H136V253H134ZM146 255H147V257H146ZM151 255V256H150ZM8 256H11V257H8ZM78 256H80V257H82V256H85V257H82L83 259L84 258H86V259H88V261L86 260H83L82 258H80V257H78V258H80L79 260H77L78 258L77 257ZM136 256V257H137ZM150 257V259L148 260V258ZM74 257H75V259H74ZM113 259H112V258ZM122 257V256H121ZM135 257V258H136ZM143 259V255L142 256H138L137 258L138 259H140L139 261H142V259ZM8 258V260H5V259H7ZM10 258V259H9ZM12 258V259H11ZM25 258H26V260H25ZM93 258V259H92ZM111 258V259H110ZM116 259V261L118 262H116L115 261V259ZM119 258H120V256H119ZM123 258V257H122ZM136 258V259H137ZM35 259V260H34ZM102 259H103V261L104 262H101L102 261ZM107 259H110V261L109 260H107ZM135 259V260H136ZM137 259V260H138ZM144 259V260H145ZM152 259V260H151ZM3 260V261H2ZM40 260V261H39ZM42 260V261H41ZM92 260H93V263H92ZM111 260H113V262H111ZM136 260V261H137ZM171 259H169V258H165V262L167 263V264H182L183 262L182 261H179V260H177V259H172L171 261H170ZM4 261H6V262H4ZM54 261V262H53ZM78 261V262H77ZM85 261V262H84ZM99 263H98V262ZM139 261H138V263H139ZM14 262V263H13ZM36 262V263H35ZM84 262V263H83ZM96 262V263H95ZM123 263L125 262V260L124 261H122ZM126 263V262H125ZM124 263V264H125ZM137 263V262H136ZM139 264H141V262L139 263ZM223 264H225V262H223Z\"/></svg>",
  "mask_w": 264,
  "mask_h": 264
},
{
  "label": "bare ground",
  "instance_id": "bare-ground-1",
  "mask_svg": "<svg viewBox=\"0 0 264 264\" xmlns=\"http://www.w3.org/2000/svg\"><path fill=\"white\" fill-rule=\"evenodd\" d=\"M19 1V0H18ZM46 1H48V0H46ZM54 1V0H53ZM65 1H67V0H65ZM105 1V0H104ZM110 1V0H109ZM124 1V0H123ZM136 1V0H135ZM160 2L161 3V1L160 0H157V2ZM163 2H164V0H162ZM91 2V1H90ZM128 2V1H127ZM139 2H140V0H139ZM157 2L155 1V3L157 4ZM163 2L161 3V4H163ZM172 2V1H171ZM171 2H170V4H171ZM44 3H45V1H44ZM43 3V4H44ZM47 3V2H46ZM46 3H45V6H46V8H47V6H48V4L46 5ZM109 3V2H108ZM135 3V2H134ZM136 3H137V5L139 4L137 1H136ZM135 3V4H136ZM141 3V2H140ZM160 3H159V5H160ZM165 3H166V1H165ZM164 3V4H165ZM55 4V3H54ZM104 4V3H103ZM128 4V3H127ZM190 4V3H189ZM42 5V0H23V2H19V3H17V1H16V3H14L13 2V0H0V42H2V41H4V39H7L8 38V36L10 37V35L12 36L11 38H13V35H14V33L15 32H17V30H19L18 28V26L16 27L15 25H16V22L18 23V21L19 22H22V23H24V21L26 22V21H28V22H30L29 21V19H33V17H34V15H33V13H35L34 11H35V9L37 10V7H40ZM64 5V4H63ZM68 5V4H67ZM100 5V4H99ZM109 5H110V3H109ZM133 5V4H132ZM50 6V5H49ZM66 6V5H65ZM64 6V7H65ZM90 6V5H89ZM88 6V7H89ZM147 6V5H146ZM165 6L167 7V5L165 4ZM196 6V5H195ZM92 6H90V8H91ZM97 7V6H96ZM122 7V6H121ZM131 7V6H130ZM162 7V6H161ZM184 7V6H183ZM51 8V7H50ZM66 8V7H65ZM83 8V7H82ZM89 8V9H90ZM94 8V7H93ZM92 8V9H93ZM106 8V7H105ZM162 8H164V7H162ZM188 8V7H187ZM190 8V7H189ZM43 9V8H42ZM59 9V8H58ZM62 9V8H61ZM109 9V8H108ZM122 9V8H121ZM128 9H129V7H128ZM133 9V8H132ZM137 9V8H136ZM196 9V8H195ZM40 10V9H39ZM39 10H37V11H39ZM47 10V9H46ZM64 10V9H63ZM70 10V9H69ZM94 10V9H93ZM93 10H91V11H93ZM110 10V9H109ZM115 10V9H114ZM49 13L52 11H49V10H47ZM58 11H60V10H58ZM62 11V10H61ZM60 11V12H61ZM74 11V10H73ZM88 12H90V14H93L91 11H89V10H87ZM47 12V13H48ZM65 12V10L63 11V13ZM67 12V11H66ZM68 12H70V11H68ZM81 12H83V11H81ZM87 12V13H88ZM96 12H97V10H96ZM102 12V11H101ZM111 12H112V9H111ZM42 15H43V13L42 12H40ZM46 13V14H47ZM59 13V12H58ZM104 13V12H103ZM132 13V12H131ZM37 14L39 15V13L37 12ZM54 14H55V12H54ZM53 14V15H54ZM80 14H82V13H80ZM84 14V13H83ZM97 14V13H96ZM128 14V13H127ZM134 14V13H133ZM137 14V13H136ZM61 15H62V13H61ZM65 15H67V16H69L70 15V13L69 14H66L65 13ZM65 15H63V16H65ZM77 15V14H76ZM85 15V14H84ZM88 15V14H87ZM98 15V14H97ZM124 15V14H123ZM138 15V14H137ZM48 16V15H47ZM51 16V15H50ZM63 16H60V18H61V21H62V24L64 25V23H63ZM92 16V15H91ZM38 17H40V19H41V17H43V16H37V20H38ZM45 17V16H44ZM55 17V16H54ZM66 17V16H65ZM71 17V16H70ZM70 17H68V19H70ZM159 17H160V15H159ZM45 18H47V17H45ZM50 18V17H49ZM59 18V17H58ZM89 18H91L92 19V17H89ZM35 19V20H36ZM67 19V20H68ZM80 19H81V17H80ZM122 19V18H121ZM129 19V18H128ZM18 20V21H17ZM37 20L36 21H34V20H32V21H34V24H36L37 23ZM43 20V19H42ZM88 20V19H87ZM94 20V19H93ZM32 21L30 22V23H32ZM54 21H55V19H54ZM60 21V20H59ZM58 20H57V22L56 23H58L59 22ZM82 21V20H81ZM83 21H85V20H83ZM104 21V20H103ZM114 21V20H113ZM126 21V20H125ZM36 22V23H35ZM39 22V21H38ZM45 22V21H44ZM65 22H67V21H65ZM93 21H91L89 24H86V25H84L85 26V28L83 29V31H82V29H81V27H79L80 29H81V31L82 32H84V30H87L89 27H90V24L92 23ZM98 22V21H97ZM97 22H95V23H92V24H96ZM119 22V21H118ZM55 23V22H54ZM101 23V22H100ZM107 23V22H106ZM129 23H132V22H129ZM164 23V22H163ZM20 24V23H19ZM19 24H17V25H19ZM44 24V23H43ZM60 24V23H59ZM66 25H68V23H65ZM91 24V27H93V25ZM167 24H168V22H167ZM26 25V24H25ZM63 25H62V30H63ZM70 25V24H69ZM80 25V24H79ZM99 24H97V26H98ZM162 25V24H161ZM22 26H24V25H22ZM22 26H20V27H22ZM31 26H33L34 27V25H32L31 24ZM53 26L54 27H56L54 24H53ZM53 26H51L52 28H53ZM60 28H61V26L60 25H58ZM73 26V25H72ZM94 26H96V25H94ZM100 27H101V24L99 25ZM98 26V27H99ZM167 26H171L170 24L169 25H167ZM25 27V26H24ZM29 27H30V24H29ZM50 27V26H49ZM59 27H58V29H59ZM68 27V26H67ZM65 28V26H64V29H66L67 31H69L68 30V28ZM26 28V27H25ZM24 28V30H26ZM129 28V27H128ZM162 28H163V26H162ZM37 29H39V28H37ZM70 29V28H69ZM100 29V28H99ZM23 30V27H22V29H20V31H22ZM23 30V31H24ZM30 30V29H29ZM44 30V29H43ZM61 30V29H60ZM91 30V29H90ZM89 30V31H90ZM93 30V29H92ZM97 30V29H96ZM111 30V29H110ZM164 30V29H163ZM19 31V32H20ZM31 31V30H30ZM51 31H52V29H51ZM63 31H65V30H63ZM61 32V34H58L59 36L60 35H62V34H64V32ZM71 31V30H70ZM72 31H73V29H72ZM125 31V30H124ZM27 32V31H26ZM32 32H33V30H32ZM37 32V31H36ZM36 32H34V33H36ZM39 32V31H38ZM38 32H37V34H38ZM66 32V31H65ZM78 32H80V31H78ZM121 32V31H120ZM166 31H164L163 33H165ZM40 33V32H39ZM43 33V32H42ZM53 33V32H52ZM55 33H57V32H55ZM58 33H59V31H58ZM67 33V32H66ZM23 34V33H22ZM33 34V33H32ZM32 34H30L29 33V36L30 35H32ZM41 34V33H40ZM83 34V33H82ZM93 34V33H92ZM150 34V33H149ZM52 35H54V34H51V37H52ZM65 35H67L68 36V34H65ZM73 35V34H72ZM81 35V34H80ZM79 35V36H80ZM84 35H85V32H84ZM101 35V34H100ZM99 35V36H100ZM134 35V34H133ZM7 36V38H5ZM15 36H16V34H15ZM14 36V37H15ZM19 36L20 37H18V35L16 36V38H15V42H17L16 40L19 38H25V36H27V38L26 39H28L29 38V36L28 35H22L21 36V33L19 34ZM24 36V37H23ZM35 36V35H34ZM103 36V35H102ZM31 38H33L32 36H30ZM55 37V36H54ZM58 37V36H57ZM96 37V36H95ZM109 37V36H108ZM30 38V39H31ZM59 38V37H58ZM76 38V37H75ZM81 38V37H80ZM14 39V38H13ZM49 39V36L48 35H43L42 37H41V40H43V41H47ZM61 39H62V36H60V41H61ZM111 39V38H110ZM29 40V39H28ZM54 40V39H53ZM55 40H56V38H55ZM67 40V39H66ZM80 40V39H79ZM81 40H83V39H81ZM116 40V39H115ZM119 40V39H118ZM9 41L10 42H12V39H9ZM59 41V40H58ZM84 41V40H83ZM62 42H65L64 41V38H63V41H61V43H60V45H61V47L60 46H57L56 45V47H59L58 49H60V48H62V50L61 51H63V49L67 46V48H69L70 46H68L69 44L66 42L65 44L66 45H64V43H63V45H62ZM78 42H80V41H78ZM86 42V41H85ZM95 42V41H94ZM103 42V41H102ZM120 42V41H119ZM9 43V42H8ZM18 43V42H17ZM17 43L15 44V46L17 45ZM58 43V42H57ZM86 43H88V42H86ZM89 43H90V41H89ZM51 44H53L52 42H51ZM73 44V43H72ZM96 44V43H95ZM71 45V44H70ZM83 45H84V43H83ZM80 46L79 48H81L80 50H78V45H77V47H76V50H78V51H75V45L73 44V47H74V49L73 48H71V49H73L74 51H75V53H72L71 54V52H70V50L71 49H67V51H69L70 53H67V54H65L67 51H66V48L64 49L65 51L63 52L65 55H62L63 53L60 51V53H62L61 54V56L62 57H60V58H58L57 56L56 57H53L52 59H51V61L50 60H48V58H49V55H47V52H45V51H42L43 53H41L39 56H37L36 58H33L32 59V62H33V64H34V66L32 67V68H27V66H25L24 68H25V70L27 71V69H28V71L30 70V71H35V70H37L36 72H38V74H39V76H43V75H47V74H50L51 72L53 73V74H55L53 71H57V72H60V73H57L58 75L59 74H61L60 75V77L59 78H61V79H63L64 81H67V83H66V85L63 83L62 84V86H64L65 85V88L64 87H61L60 89L61 90H59L58 92L59 93H55L54 94V97H53V99H52V101L50 102V104L52 105V104H54L53 102H56V100H58L60 97H61V95H67V94H69V92H71V86L72 85H79V80H82V79H80L81 77H79V75H78V72H79V70L77 71V69H80L81 67H80V65H78L79 63H78V59H76L77 57L79 58H81V56H82V58L84 59H86L85 61L87 62V58L88 59H91L90 57H91V55H89L91 52H89V54H88V52H87V49L86 48H83L84 46ZM115 45V44H114ZM124 45V44H123ZM167 45V44H166ZM170 45V44H169ZM181 45V44H180ZM25 46V45H24ZM41 46H43V45H41ZM40 46V47H41ZM49 46V45H48ZM39 47V48H40ZM55 47V46H54ZM64 47V48H63ZM129 47V46H128ZM156 47V46H155ZM174 47V46H173ZM179 47V46H178ZM37 48H38V46H37ZM43 48H46V47H43ZM49 48V47H48ZM170 48H172V47H170ZM25 49V48H24ZM55 49V48H54ZM161 49V48H160ZM164 49H166V48H164ZM175 49H176V47H175ZM174 49V50H175ZM40 50H42V47L40 48ZM72 50V52H74ZM105 50V49H104ZM151 50V49H150ZM19 51H20V49H19ZM177 51V50H176ZM175 51V52H176ZM21 54V53H20ZM74 54V55H73ZM88 54V55H87ZM21 56V55H20ZM88 56V57H87ZM151 56V55H150ZM153 56V55H152ZM186 56V55H185ZM7 58H9V57H7ZM57 58V59H56ZM92 58H94V56H92ZM3 59V60H2ZM17 59H18V57H17ZM83 59H82V62H83ZM144 59V58H143ZM149 59V58H148ZM0 60H2L3 62L5 61V59L4 58H2V57H0ZM14 60H16V59H14ZM20 60V59H19ZM93 60V59H92ZM91 60V61H92ZM85 61L82 63L83 65H85L84 63H85ZM90 61V60H89ZM90 61V64H88V65H94V62L95 61H97L96 59H95V61H92L91 62ZM6 62V61H5ZM7 62H8V59H7ZM100 61H97V63L98 64H100L99 63ZM103 62V61H102ZM187 62V61H186ZM92 63V64H91ZM97 63L95 62V65H97ZM105 63V62H104ZM210 63H211V61H210ZM4 64V63H3ZM81 64V63H80ZM119 64V63H118ZM4 65H7V64H4ZM82 65V69L83 68H86V66L84 67ZM87 65V64H86ZM107 65H108V63H107ZM110 65V64H109ZM120 65H123V64H120ZM8 66V65H7ZM111 66V65H110ZM110 66H109V68H110ZM116 66V65H115ZM114 66V68H116ZM1 67V66H0ZM94 67H96V66H94ZM93 67V69L92 70H94V69H97V71L99 72V69L100 68H94ZM98 67H100V66H98ZM101 67H103V66H101ZM122 67H125V66H122ZM143 67V66H142ZM4 68V66L2 65V69ZM17 68H19V67H17ZM87 68H89L90 69V67L88 66ZM87 68L86 69H84L85 71H87ZM105 68V67H104ZM108 68V66L105 68V69H107ZM148 68V67H147ZM1 69V68H0ZM15 69V68H14ZM14 69H12L13 71H16V70H14ZM88 69V70H89ZM145 69V68H144ZM19 70V69H18ZM21 70H23V68L22 69H20V72H21ZM81 70V69H80ZM102 70V69H101ZM100 70V71H101ZM108 70V69H107ZM107 70L106 71H103V72H107ZM112 69H110V71H111ZM8 71H11V69H9ZM25 71V73H27ZM117 71H119L118 69L115 71V72H117ZM7 72V70L6 71H4V73H1V75L2 76H7L5 73ZM50 72V73H49ZM98 72H95V73H98ZM114 72V75L112 76V82H113V80L114 81H116L115 83H113L112 85L114 86L111 90L108 88L106 91L107 92H109V90H110V92H112L113 93V91H114V99H112V98H110L111 96H109V94H107V95H105V96H101V97H99L98 99H97V96H96V100L94 101V100H90V101H92L91 103H89V104H81L80 103V101L78 100V101H76V99L77 98H75V99H73L72 101H70V103L71 102H73V101H76V102H74V103H76V104H74L73 106H68V108H66V111H65V108H64V112H61L62 113V136H63V139H61L62 140V144H59L58 146L60 147V150H59V154H51V157H48V159H47V165H48V163H49V165H50V167H51V165H52V168H50L49 166V168L48 167H45V168H41V166L42 165H39L38 164V166H40V168H41V172H39L40 174H41V178H35L36 180H33V178L34 177H32V178H30V175H36V173L35 174H33V172L30 170V169H33L36 165H35V163L37 162H35L34 161V159H31L30 160V158H31V156H29V155H27V156H29V157H26V154H29L30 152H26V151H28L29 150V146H28V148H27V140H29L30 141V139H28L27 138V136H25L26 138L23 140V142L26 140L27 142L26 143H24V148L25 149H28V150H22L23 148H20V150H22V151H25L24 153L22 152V156L24 157L25 156V160H27L26 158H28V160H30V162H32L33 161V163H28V160L25 162V164L28 166L29 164L32 166V167H30V169H29V167L28 168H25L26 169V171L29 169L30 171L29 172H31L30 173V175H28L29 174V172H27L26 173V171H25V169L24 168H22V170H23V172H22V170L20 171V174L21 173H23V174H27V176L26 177H29L32 181H36L35 182V184L37 185V186H35V187H38V185H40V189H41V186L43 185V182L41 181H39V179H42L45 183L44 184H46V185H48L49 186V192H48V194L46 193V191L48 190H46V185H44L43 187H42V189H43V191L45 192V194H47L48 195V197H46V199L43 201V203H41L40 202V200L41 199H43L42 197H43V194H44V192L42 191V193H41V197H39V196H37V197H39V200L37 199V197H36V199L38 200V202H39V207H40V205L41 204H44L43 205V207H45L44 209L42 208V207H40V208H42L41 210L43 211L44 210V213H43V216H44V219H43V216H42V214H41V212L42 211H40V212H38V213H40V215L42 216V219H41V216H38L39 214L36 212V215L38 216V217H36V215H35V217H34V215H32V211H34L35 209H34V206L36 207V210H37V206H36V203H34L35 202V197L34 196H31V197H34V202L32 201L29 205H31L32 203H34V205L32 206V208L34 209H32L31 207V209H29V210H31V212L30 211H28V213H26V218L25 217H23L22 215H24L25 213H24V211H25V208H27L26 210H28V208H29V206H28V203H26V202H20L19 201V199L21 198V196H22V194H23V199L24 198H27V197H30V194H33L32 192H31V190H30V188L32 189V191L34 192H37V191H40V190H37V188H35L34 187V183H30V182H26L25 180V182L26 183H29V184H27V185H29V186H31V184H32V186L29 188V191L27 190L28 189V186L26 185V183H24L22 180H21V183L23 184V186H21V187H25V189L26 190H21L20 188V190H21V195H20V193H19V195H20V198H19V195H17V193H15L14 192V189L13 190H11V193L13 194V193H15V194H13V195H17V197H18V200H17V207H18V202H20V203H22L23 204V206H24V204L26 203L27 204V206H26V204H25V208H23V206H22V210L23 211H20L21 210V206L20 207H18V209H20V210H16V209H14L13 207V204L14 203H12V202H10L9 200L8 201H4V200H6L7 198H13L11 195V197H6V196H4V200L3 199H1L0 200V207H4V206H8V209H9V205L10 204H12V206H10V209H9V211H7L6 213L4 212V214L0 217V228H2V229H4L3 231H2V233H1V235H2V240H3V244H2V246L0 247V254L2 253L3 254V252H2V250H10V249H13L14 248V246H12V248H11V244H13L14 243V239H16L15 238V235L16 234H18V232L15 230V222H17L18 221V225L20 226L21 225V222H22V229H20L19 228V226H17L20 230L19 231H21L20 233L22 234V233H24V231L27 229V226H28V220H30V224H29V226L31 225V219L30 218H34V219H37V218H39L37 221H40V219L43 221V222H45V223H43L42 221H40L42 224H40L39 222H37L36 220H35V224L36 223H39L40 224V226L42 225V228H43V230H44V226H46V228H45V232H42V233H44V234H46V240H44V238H45V236H44V238H43V234H41V230H42V228L38 225L37 227H38V229H36L37 227H36V225L35 224H32V225H35V226H33L34 227V229H36V230H39V229H41V230H39L38 231V233H40L39 234V237H38V233H37V231H36V233L37 234H34L33 236L34 237H38L36 240H44V241H46L45 242V246L48 248H45L44 246H43V248L41 249V250H43L44 249V251H46L47 252V250H49V254L51 255V259H53V260H56V261H58V262H61V261H66L65 259L66 258H64L65 256L67 257V258H70L69 257V255H71L72 256V254L71 253H73V254H79V252L81 253V255L82 254H84L85 256H86V258L89 256V260L91 259L90 257H94V259L96 258V259H98V260H100L102 257H106V256H108V253L110 254V256L111 255H114L113 257H116V254H115V251H114V248H115V250H117L116 248H118V251H120V258H119V256L117 257L118 258V261L119 260H121V259H124L125 260V264H139L140 262H141V264H164V262H165V258H169V259H177V260H179V261H182L183 263L182 264H223V262H225V264H228V261L226 262V256H227V253H229L228 251H230V257H229V259L231 258V259H233V260H235L236 258H237V252H238V246H237V244L236 243H234V244H232V245H226L225 244V242H224V240H222V241H220L222 238H223V235H224V233H225V231H226V229L225 228H223V229H225L224 230V232H222V233H220V234H214V236H213V233H211L210 232V234L208 235L209 237L205 240V241H203V239H202V235H204L202 232H200V228L202 227V225L200 224V223H198V215H199V209L197 208V207H193L192 208V204L190 203L191 202V200H190V198L188 199L190 202H188L187 201V198L189 197L188 195H187V191H188V189L189 190H191L192 189V184H195V183H197V182H195V181H193L192 183H191V189L190 188H188V189H185L186 191V193H184V196H187L186 197V202L187 203H189L188 204V207L187 208H190L191 207V209H189V212H190V220L188 221V222H184L183 224H181V225H179V226H176V225H174L173 224V227L174 228H172V230L170 231L171 232V234H173V236H172V238H171V241H173L172 242V244H170V246H169V243L167 242V239L169 240V238H167V236H166V233H162V231H156L158 234L157 235H154V234H151V237H149L150 236V234L147 236L148 237V239H153V237L154 236H159V238H155V240L153 239H151L150 241H151V243H150V241H148L147 239H145L146 238V235L144 236L143 235V243L145 242L144 240H147L148 242H149V244L150 245H152L153 243H154V245L156 246L155 247V249H156V254H155V258L153 257V259H154V262L153 263H151L152 261H147V259H145L144 257V253H147V252H150V249H148V251L146 250V248H148V247H146L145 248V246H146V244H145V246H144V248H143V250H139V248H138V245H135L134 244V242L135 241H137V240H135L133 243H132V240H131V236H135V235H132L130 232H131V227L132 226H129L130 227V229H126V227H125V230H128V231H123L122 229H120V230H122V231H118L117 229L115 230V231H113L112 230V228L114 227V226H110L111 228V230L113 231V233H115L116 231V233L114 234L115 236H114V238H115V241H114V239H113V241L115 242V244H113V241H111V237H109L110 238V240H107V241H110L111 243H107V242H105L104 240H105V238H106V236H107V239H109L108 238V235H106V233H108L107 231H106V233H104L103 232V234L101 233L102 232V230H101V227H97L98 229H99V232H100V234H96V233H98V229L96 230L97 232L94 234V235H92V231H91V233H90V231H87V230H85V231H87L88 233H90V235H91V237L89 236V234L88 235H86V232L83 230V232H85V234H82L83 236H82V238L79 236V234H81L82 233V230H80L79 231V222H81L82 221V223H84L83 221H84V216H88L89 215V217H90V215H91V217L92 216H95L96 214H99L101 211L99 210V203H100V199H101V195H104L107 191H108V193L109 194H111L110 193V189H109V187L108 186H110V185H113L114 186V184L116 183L115 181V183L114 184H112L111 182L113 181H111V182H109L108 181V178H109V180H111L112 178V176H113V173H112V176L110 175V174H107V172L105 171L106 169H105V167H104V171L106 172V173H101L102 172V170H101V172L98 170L101 166H102V162H104L102 159L104 158V159H106V160H109V159H112V158H114L113 160L115 161V162H118L120 159H122V157H124L125 156V154L127 153V152H129L128 151V149H131V148H129V147H132L131 145V138H133L132 136V133L133 132H135V131H137L138 129L140 130V128H138L139 127V125L142 123V122H140V114L142 113V112H139V110H141V109H139L140 107L139 106H141V104H142V102H143V99H144V96H142L141 95V93L143 92V85L141 84V83H139V81H137V76H136V74H135V71L133 70V66H132V68L131 67H128V68H124V69H122L121 68V71H119V74H116ZM150 72V71H149ZM10 73H12V72H10ZM9 73V74H10ZM19 73V71L16 73V74H18ZM80 73H82V71H80ZM84 73V72H83ZM83 73L81 74V75H83ZM86 73H88V72H86ZM94 73V72H93ZM99 73H101V72H99ZM230 73V72H229ZM3 74H5V75H3ZM8 74V73H7ZM14 76H16L17 77V75H15L14 73H12ZM11 74V77L13 76ZM20 74H22V73H20ZM28 74V73H27ZM30 74H32V72H30ZM37 74V75H38ZM52 74V75H53ZM85 74V73H84ZM89 74H92L91 73V71L89 70ZM102 74L103 73H101L100 75H98V74H96L95 76H97V78H99L98 76H102ZM108 74V72L104 75V76H106ZM110 75V74H109ZM108 75V76H109ZM8 76H10V75H8ZM47 76H49V75H47ZM71 77V81H70V77ZM85 76H88V74L86 75H83L82 77H85ZM90 77H91V79H92V81H93V78H95V77H92L91 75H89ZM88 76V77H89ZM28 77V76H27ZM55 77V76H54ZM87 77V78H88ZM89 77V78H90ZM151 77V76H150ZM3 78V77H2ZM8 78V77H7ZM26 78V77H25ZM29 78H30V76H29ZM32 78V77H31ZM35 78H38V76L37 77H35ZM65 78H67L68 80H66ZM88 78V79H89ZM96 78V79H97ZM101 78H103V77H101ZM100 78V81L102 82L104 79H101ZM109 78V77H108ZM18 79V78H17ZM60 79V80H61ZM84 79V78H83ZM86 79V78H85ZM91 79L89 80V81H91ZM105 79H107V77H105ZM153 79V78H152ZM4 80L6 81V79L4 78ZM19 80V79H18ZM18 80H16V81H18ZM62 80V81H63ZM98 80V79H97ZM108 80V82H110L111 83V81H109V80H111V78L110 79H107ZM107 80H104L105 82H107ZM5 81H1V82H5ZM39 81V80H38ZM99 81V80H98ZM103 81V83H105ZM157 81V80H156ZM0 82V85L2 84ZM6 82H9L8 81V79H7V81ZM11 82V81H10ZM10 82L9 83H7V85H10ZM14 82L15 81H13L12 83L14 84ZM40 82V81H39ZM146 82V81H145ZM16 83H18V82H16ZM19 83H20V80H19ZM26 84H27V82H25ZM87 83V82H86ZM94 83H96L97 84V82H95L94 81ZM100 83V82H99ZM4 84H6V83H4ZM3 84V85H4ZM21 84H22V82H21ZM21 84L19 85V86H21ZM23 84H24V82H23ZM29 84H31V83H29ZM98 85H100V84H97V85H95V84H93V86L94 87H96V86H98ZM2 86V85H1ZM0 86V89L3 87H1ZM17 86V84H15V86L14 87H16ZM19 86H17L19 89H20V87ZM57 86V85H56ZM83 86H85V85H83ZM87 86H89L88 84H87ZM86 86V87H87ZM104 85H102V89L104 90V88H107V87H103ZM107 86V85H106ZM108 86H110V85H108ZM9 86H7V88H8ZM11 87V86H10ZM23 87V86H22ZM31 87V86H30ZM101 87V86H100ZM23 88H27L26 86H24ZM98 88V87H97ZM160 88V87H159ZM162 88V87H161ZM5 89V88H4ZM9 90H11L10 88H8ZM7 89V90H8ZM28 89V88H27ZM39 89H41V88H39ZM94 89H96V88H93V91L95 92V90ZM197 89V88H196ZM3 90V89H2ZM8 90V91H9ZM14 90V89H13ZM16 91H17V89H15ZM14 90V91H15ZM26 90V89H25ZM29 90H30V88H29ZM32 91H33V89H31ZM34 90H35V88H34ZM80 89H78L77 91H79ZM99 90H101L100 88H99ZM102 90V91H103ZM104 90V91H105ZM21 91H23V92H20L21 94L23 93V94H25L26 92H24V90H21ZM36 91V90H35ZM72 91H73V88H72ZM84 91V90H83ZM82 91V92H83ZM85 91H87L86 89H85ZM90 91H92L91 89H90ZM96 91H98V90H96ZM101 91V92H102ZM103 91V92H104ZM145 91H146V89H145ZM2 92L3 91H1L0 90V94H2ZM6 92V91H5ZM28 92H30V91H27V93ZM38 91H36V93H37ZM93 92V93H94ZM99 92V91H98ZM98 92H97V94H98ZM100 92V93H101ZM106 92V93H107ZM109 92V93H110ZM32 93V92H31ZM33 93H34V91H33ZM74 93V92H73ZM93 93H91L92 95H93ZM116 93V94H115ZM78 94H81L80 93V91H79V93L77 92V94L75 95V96H77ZM83 94H84V96H86V95H88V94H86V93H84L83 92ZM83 94L81 95L82 97H84L83 96ZM96 94V93H95ZM104 94V93H103ZM146 94V93H145ZM144 94V95H145ZM153 94V93H152ZM156 94V93H155ZM5 94H3L2 95V98H3V96H4ZM9 95V94H8ZM27 95V94H26ZM91 95V96H92ZM100 95V94H99ZM209 95H211V94H209ZM10 96H11V94H10ZM78 96H80V95H78ZM90 96V95H89ZM93 96H95V95H93ZM92 96V97H93ZM5 97V96H4ZM6 97H8V98H12L13 96H11V97H9V96H7L6 95ZM81 97V98H82ZM1 98V99H2ZM22 98V97H21ZM69 98H72V97H69ZM84 99V98H83ZM206 99V98H205ZM3 100H6V99H4L3 98ZM25 100V99H24ZM23 99H22V101H21V104L23 103V101H24ZM62 100V99H61ZM67 101H68V98L66 99ZM212 100H213V98H212ZM2 100H0V102H1ZM7 101V100H6ZM5 101V102H6ZM10 101L11 100H9V104H10ZM29 101H31L30 99H29ZM50 101V100H49ZM8 102V101H7ZM17 102V101H16ZM25 102H27V101H25ZM32 102V101H31ZM62 102V101H61ZM60 102V103H61ZM63 102H66V101H64L63 100ZM82 102H83V100H82ZM12 103H13V101H12ZM19 103V102H18ZM29 103V102H28ZM80 103V104H79ZM1 104V103H0ZM24 104V103H23ZM56 105H57V102L55 103ZM59 104V103H58ZM6 105V104H5ZM17 105V104H16ZM25 105V104H24ZM24 105H22V107L21 108H25L24 107ZM27 105V104H26ZM32 105V104H31ZM34 105V104H33ZM49 105V104H48ZM48 105L47 104H44V105H39V106H37L36 107V109H40L42 106H43V109H48V108H50V107H48ZM80 105V106H79ZM3 106V105H2ZM10 106V105H9ZM18 106H21V105H19L18 104ZM28 106V105H27ZM1 107V106H0ZM5 107V106H4ZM31 106H29V108H30ZM54 107V106H53ZM57 106H55L54 108V110H56V109H60L61 108V104H60V107L58 106V108H56ZM32 108V107H31ZM2 109V108H1ZM0 109V130H2L3 129V132H4V130L8 127V129H9V126H7L8 125V123L10 124V122H11V120H13L15 117H17V115H15V113H17L18 112V110L20 109H18L17 110V108H16V112H14V114L13 115H15V117L12 119L11 117H8L9 118V120H10V122L7 120L8 118L6 117V116H8V115H10V114H12V113H8V115H6V116H4V115H2L1 114V110ZM6 109V108H5ZM35 109V107H33V110ZM53 109V108H52ZM7 111L9 110V112H12V111H10V109L9 108H7L6 109ZM13 110V109H12ZM27 110V109H26ZM29 110V109H28ZM3 111H4V108H3ZM36 111V110H35ZM63 111V110H62ZM20 113V112H19ZM4 114V113H3ZM6 114V113H5ZM18 114V113H17ZM22 114H24L23 112H22ZM26 114V113H25ZM28 115H29V113L27 114V117H28ZM31 115V114H30ZM32 116V115H31ZM44 116V115H43ZM5 117V118H4ZM23 117V116H22ZM34 117V116H33ZM37 117V116H36ZM36 117H35V119H36ZM23 119V118H22ZM29 120H32V119H29ZM45 120V119H44ZM44 120H42L43 121V123H45L44 122ZM49 120V119H48ZM47 120V121H48ZM41 121V122H42ZM46 121V120H45ZM59 121V123H60V120H58ZM161 121V120H160ZM13 122V121H12ZM16 122V121H15ZM14 122V123H15ZM30 122V124H31V121H29ZM50 122V121H49ZM139 122H140V124H139ZM164 122V121H163ZM28 123V122H27ZM27 123H25V124H27ZM40 123V122H39ZM43 123H41L42 125H44ZM47 123V122H46ZM46 123H45V125L43 126L44 128L46 127ZM57 123V122H56ZM21 124H24V122L23 123H21ZM21 124H19V125H21ZM29 124V123H28ZM49 124V123H48ZM59 125V124H58ZM142 125H144V123L142 124ZM11 126V125H10ZM13 126V125H12ZM15 126V125H14ZM145 126V125H144ZM24 127V126H23ZM23 127H21V128H23ZM27 127V126H26ZM31 127V126H30ZM38 127V126H37ZM42 126L40 127V128H43ZM60 127V126H59ZM58 127V128H59ZM141 127V126H140ZM143 127V126H142ZM145 127H147V125L145 126ZM20 128V127H19ZM25 128V127H24ZM39 128V129H40ZM43 128V130L45 131V129ZM7 129V130H8ZM7 130L5 131V132H7ZM10 130V129H9ZM9 130H8V132L7 133H11V132H9ZM17 130H19V129H17ZM35 130V129H34ZM40 130H42V129H40ZM47 130H49V129H47ZM46 130V131H47ZM53 130V129H52ZM56 130V129H55ZM60 130V131H61ZM139 130H138V132H139ZM15 131V130H14ZM59 131V130H58ZM3 132H1V133H3ZM4 132V133H5ZM15 132H17V131H15ZM15 132H13V134H14V137H15V139L16 140H18L19 141V139H20V143H21V141H22V139L24 138H22L21 139V137L20 138H18L19 137V135L17 136V138H16V135H15ZM20 132H21V130H20ZM25 132H28V128L26 129V130H24V135H26L25 134ZM37 132V131H36ZM41 132V131H40ZM43 132V131H42ZM35 133V132H34ZM50 133H53V131L52 132H50ZM60 133V132H59ZM19 134H21V133H19ZM23 134V133H22ZM37 134V133H36ZM47 134V133H46ZM11 135V134H10ZM23 135V136H24ZM27 135L29 136L30 134H28L27 133ZM41 136H42V134H40ZM43 135H44V133H43ZM0 136H2V135H0ZM7 136H9V135H6V137ZM12 136L13 135H11V136H9L8 138H11V139H14V137L12 138ZM33 136V135H32ZM39 136V135H38ZM54 136V135H53ZM143 136V135H142ZM141 136V137H142ZM3 137H4V134H3ZM34 137V136H33ZM37 137V136H36ZM43 138L45 137V136H42ZM48 137V136H47ZM49 137H51L50 135H49ZM7 138V139H8ZM29 138H32L31 136L29 137ZM38 138V137H37ZM42 138V139H43ZM58 138H59V136H58ZM1 139V138H0ZM6 138H4V139H2V140H5ZM6 139V140H7ZM14 139V141H16ZM34 139H35V137H34ZM41 138H40V140H42ZM48 139H50V138H48ZM1 140V141H2ZM33 140V139H32ZM36 140V139H35ZM34 140V141H35ZM39 140V139H38ZM37 140V141H38ZM60 140V139H59ZM8 141H9V145L11 146V142L13 141H11L10 139H8ZM8 141H5L6 143L8 142ZM13 141V142H14ZM36 141V142H37ZM48 141V140H47ZM52 141H53V139H52ZM4 141L3 142H0V177H3V178H5V182L4 183H6V180L7 181H10V180H8L7 178L9 177V176H11V173H13V174H16L17 175V173H15V172H18V170H17V166L19 167L20 165H19V163H21L22 165H23V167H24V165L25 164H23V160L20 162V160L23 158L22 156H21V158L20 157H17V155H15L14 154V152H15V149L14 148H16L15 146V144H13V145H15L14 146V148L12 149V146H11V148L10 149H12V150H14L13 152H12V150H10L9 149V147H8V144H6ZM32 142V141H31ZM42 142H44V141H42ZM57 142V141H56ZM56 142H55V145H56ZM11 143V144H10ZM29 144H30V142H28ZM50 143H51V141H50ZM50 143H48V144H50ZM53 143V142H52ZM58 143H60V142H58ZM57 143V144H58ZM31 144H33V143H31ZM36 144V143H35ZM44 144V143H43ZM42 144V145H43ZM23 146V145H22ZM33 146H34V144H33ZM38 146H40V145H38ZM37 146V147H38ZM18 147H19V145H18ZM17 147V148H18ZM20 147H21V145H20ZM35 147H36V145H35ZM34 147V150H36V148ZM42 147V146H41ZM44 147H46V149H47V146H46V144H45V146ZM31 148V147H30ZM51 148H52V150H53V147L51 146ZM55 149H56V147H54ZM19 149V148H18ZM43 149V150H42ZM58 149V148H57ZM20 150H17L18 151V153H17V151H16V153L17 154H19L20 153ZM31 150H33V147H32V149ZM38 150H39V148H38ZM41 150L42 151H44L45 150V148H41ZM40 150V151H41ZM48 151V150H47ZM135 151V150H134ZM46 152V151H45ZM55 152V151H54ZM53 152V153H54ZM133 151H132V149H131V153H132ZM21 154V153H20ZM23 154H25V155H23ZM32 154V153H31ZM38 154V153H37ZM47 154V153H46ZM49 154V153H48ZM15 155V156H14ZM39 155V154H38ZM42 155V154H41ZM45 155V154H44ZM93 155H95V157L92 159V156ZM127 155V154H126ZM40 156V155H39ZM49 156V155H48ZM13 157H17L15 160H16V164L17 165H15V163L14 162H12L13 160H12V158ZM33 157V156H32ZM38 157V156H37ZM20 158V159H19ZM36 158V157H35ZM14 159V158H13ZM18 159V160H17ZM126 159V158H125ZM24 160V161H25ZM41 160V159H40ZM43 160V159H42ZM45 160H46V157H45ZM112 160V161H113ZM129 160V159H128ZM19 161V162H18ZM102 161V162H101ZM110 161V160H109ZM112 161H110V162H112ZM261 161V160H260ZM8 162V163H7ZM10 162V163H9ZM39 163V162H38ZM42 163H45L44 161L42 162ZM263 163V162H262ZM41 164V163H40ZM106 164V163H105ZM114 164V163H113ZM29 165V166H30ZM46 165V166H47ZM104 165V164H103ZM38 166L37 167H35V168H38ZM131 166H134V165H131ZM22 167V166H21ZM26 167V166H25ZM34 168V169H35ZM40 168L39 169H37V170H40ZM102 168V167H101ZM112 168V167H111ZM21 169V168H20ZM19 169V170H20ZM109 169V168H108ZM252 169V168H251ZM36 169L34 170V172L35 171H37ZM97 170H98V172H100L101 174H106V176L104 175V177H106L105 178V180L104 181H102V180H99V178L97 177ZM139 170V169H138ZM38 172H37V176H38ZM110 172H111V170H110ZM110 172H108V173H110ZM113 172V171H112ZM115 172V171H114ZM138 172V171H137ZM12 174V176H13V178L15 179V180H13L14 182L16 181V183H17V186H16V189H17V187H19V181H18V179L20 178V177H18V179H17V177H15L16 175H13ZM23 174H22V176H23ZM40 174H39V176H40ZM91 174H92V176H91ZM107 175H108V177H107ZM116 175V174H115ZM25 177V178H26ZM113 177H115V176H113ZM10 178H12V177H10ZM12 178V179H13ZM21 179V178H20ZM104 179V178H103ZM113 179H115V178H113ZM191 180V179H190ZM1 181V180H0ZM12 181V182H13ZM18 181V182H17ZM28 181V180H27ZM37 181H39V183H42V184H37ZM3 182V181H2ZM11 182V183H12ZM3 183V184H4ZM15 183V184H16ZM19 183V184H18ZM48 183H50V185L48 184ZM111 183V184H110ZM244 183V182H243ZM1 184V183H0ZM7 184H9V186H12V184H10V183H7ZM14 184V183H13ZM24 184H25V186H24ZM108 184H110V185H108ZM117 184V183H116ZM108 185V186H107ZM163 185V184H162ZM162 185H160V186H162ZM197 185V184H196ZM1 186V185H0ZM7 186V185H6ZM14 186V185H13ZM14 186V187H15ZM159 186V185H158ZM197 186H199V185H197ZM8 187V186H7ZM106 187V188H105ZM107 187H108V189L109 190H107ZM112 187V186H111ZM110 187V188H111ZM2 190H4V191H6V187L3 185L2 186ZM11 188V187H10ZM13 188V187H12ZM39 188V187H38ZM105 188V190H107V191H104L105 193H103V194H101L100 192L103 190ZM113 188V187H112ZM111 188V190L113 191L114 190V188L112 189ZM9 189V188H8ZM15 189V190H16ZM18 189V190H19ZM41 189V190H42ZM121 189V188H120ZM158 189H159V196H160V193H161V191L162 190H160L161 189V187H158ZM162 189H163V187H162ZM1 190V189H0ZM116 190H118V191H113V192H119V188L118 189H116ZM4 191H1V192H4ZM13 191V192H12ZM24 191H26V193H28L29 194V192H30V194H29V196H28V194H26ZM28 191V192H27ZM121 191V190H120ZM0 192V193H1ZM6 192H9L8 190L6 191ZM16 192H19V191H16ZM41 192V191H40ZM39 192V193H40ZM103 192V191H102ZM192 192V191H191ZM5 193V192H4ZM3 193V194H4ZM108 193H106V195H104L103 197H102V199H101V201H103L105 198H107V201H106V199L104 200V201H106L107 203H110L109 202V200L108 199H110L111 198V200H112V202H114V200L113 199H118V195L119 194H122V191L119 193V194H117L116 193V195L115 194H111V195H114V196H116V197H114L113 199H112V196L111 195H109V198H108ZM6 194V193H5ZM10 194V193H9ZM38 194V193H37ZM99 194H101V195H99ZM186 194V195H185ZM1 195V194H0ZM24 195H26L27 197H24ZM36 195V194H35ZM47 195H45V196H47ZM106 196V197H105ZM111 196V197H110ZM190 196H191V193H190ZM2 197V196H1ZM5 197H6V199H5ZM160 197H162V195L160 196ZM41 198V199H40ZM45 198V197H44ZM17 199V198H16ZM22 199V200H23ZM28 199V201L30 200L31 201V199L30 198H27ZM26 199V200H27ZM36 200V201H37ZM184 200V199H183ZM16 201V200H15ZM25 201V200H24ZM261 201V200H260ZM120 202H122V201H120ZM250 202V201H249ZM103 203V202H102ZM114 203H117V202H114ZM118 203H119V199H118ZM117 203V204H118ZM161 203V202H160ZM248 203V202H247ZM104 204H106L105 202H104ZM104 204H102V205H104ZM111 204V203H110ZM123 204V203H122ZM132 204V203H131ZM130 204V205H131ZM15 205V204H14ZM107 205V204H106ZM106 205L104 206V207H106ZM109 205V204H108ZM127 205H128V203H127ZM130 205H128V206H130ZM135 205V204H134ZM190 205V206H189ZM116 206V205H115ZM132 206L133 205H131V208H132ZM248 206V205H247ZM5 207V208H6ZM15 207H16V205H15ZM134 207V206H133ZM260 207H262V206H260ZM161 208H162V206H161ZM161 208H159V210L161 211ZM186 208V209H187ZM2 209V208H1ZM0 209V210H1ZM7 209V210H8ZM101 209V208H100ZM111 208H109V206L108 207H106L105 208V211L103 212V213H101V214H103V215H101V217H104V215L105 214H107L108 212H109V210H110ZM40 210V209H39ZM38 210V211H39ZM114 209H112V211H113ZM132 210V209H131ZM207 210V209H206ZM260 210V209H259ZM3 211V210H2ZM111 211V210H110ZM134 211V208H133V210H132V212ZM20 212H23V213H20ZM26 212V211H25ZM30 212V213H29ZM2 213V212H1ZM35 213V212H34ZM33 213V214H34ZM245 213H246V211H245ZM247 213H249V212H247ZM264 213V212H263ZM20 214H22V215H20ZM115 214V213H114ZM131 214H134V213H131ZM32 215V216H31ZM100 215V214H99ZM108 215V214H107ZM212 215V214H211ZM259 215V214H258ZM257 215V216H258ZM262 215V214H261ZM20 216H22V218H25L24 220H22V221H20ZM81 216H82V218H83V220H81V221H79V218L81 219ZM112 216V215H111ZM214 216V215H213ZM222 217H223V220H224V222L225 221H227V216H225V214L224 215H221ZM246 216V215H245ZM256 216V215H255ZM260 216V215H259ZM88 217V218H89ZM96 217V216H95ZM108 217V216H107ZM107 217H105V219H107ZM109 217H110V215H109ZM108 217V218H109ZM125 217V216H124ZM159 217H160V215H159ZM162 217V216H161ZM205 216H203V218H204ZM247 217V216H246ZM245 217V218H246ZM253 217V216H252ZM88 218L87 219H85V221L86 220H88ZM93 218V217H92ZM97 218H100V217H97ZM255 218V217H254ZM28 219V220H27ZM33 219V220H34ZM162 219V218H161ZM89 220H92V219H89ZM101 220V219H100ZM102 220H103V218H102ZM108 220V219H107ZM23 221H24V223H23ZM94 221V220H93ZM92 221V222H93ZM19 222H20V224H19ZM130 222V221H129ZM219 222V221H218ZM261 222V221H260ZM33 223V222H32ZM87 223H89V222H87ZM99 223H101L100 221H99ZM99 223H98V225H99ZM223 223V222H222ZM17 224V223H16ZM45 224V225H44ZM84 224H86V222L84 223ZM91 224V223H90ZM90 224H89V227H90ZM158 224V223H157ZM176 224V223H175ZM218 224V223H217ZM225 224V223H224ZM94 225V224H93ZM97 225V221H96V224H95V226ZM104 225V224H103ZM115 225V224H114ZM121 225V224H120ZM119 225V226H120ZM171 225V224H170ZM227 225H228V223H227ZM261 225V224H260ZM80 226H81V224H80ZM100 226H102V225H100ZM109 226V225H108ZM107 226V227H108ZM119 226L117 225V228L119 229ZM257 226V225H256ZM31 227L32 226H30V227H28V228H30V229H28L30 232H31ZM83 227H85V226H83L82 225V227H81V229L83 228ZM116 227V226H115ZM165 227H167V226H165ZM165 227H164V229H165ZM120 228H122V227H120ZM133 228V227H132ZM156 228V227H155ZM159 228V227H158ZM24 229V230H23ZM33 229V230H34ZM89 229V228H88ZM102 229H103V227H102ZM115 229V228H114ZM163 229V230H164ZM18 230V229H17ZM22 230H23V232H22ZM42 230V231H43ZM89 230H91V229H89ZM129 230H130V232H129ZM162 230V229H161ZM238 230V229H237ZM95 231V230H94ZM105 231V230H104ZM166 231V230H165ZM17 232V233H16ZM25 232H27V230L25 231ZM80 232V233H79ZM155 232V231H154ZM205 232L207 233V230L205 229ZM264 232V231H263ZM19 233V235H21ZM29 233V232H28ZM27 233V235H25V234H22L23 235V237L24 238H26V237H28V238H26V241L28 240V242H29V234ZM111 232H109V234H110ZM242 233V232H241ZM156 234V233H155ZM245 234V233H244ZM26 237H25V236ZM86 235V236H85ZM112 235V234H111ZM111 235H109V236H111ZM152 235H154V236H152ZM236 235V234H235ZM246 235V234H245ZM252 235H253V233H252ZM251 235V237H253ZM257 235H259V236H261V234H257ZM256 235V236H257ZM88 236V237H87ZM94 238H93V237ZM19 236H17V238H18ZM22 237V236H21ZM85 237H87L86 239H87V242H89V240H91L90 242H93V243H86V241L84 240L85 239ZM113 237V236H112ZM137 237H139V236H137ZM142 236H140V238H141ZM234 237H236V236H234ZM243 237H246V236H243ZM39 238H42V239H39ZM84 238V239H83ZM88 238H93V239H88ZM133 238H135V237H133ZM247 238V237H246ZM254 238V237H253ZM21 239H23V238H21ZM20 239V240H21ZM35 239V238H34ZM260 239H262V238H260ZM0 240H1V237H0ZM25 240V239H24ZM23 240V241H24ZM31 240H33V237H32V239H30V242H31ZM81 240H83L82 242H81ZM141 240H142V238L140 239V242H141ZM17 242H15V245L18 243V241H19V238L16 240ZM22 241V242H23ZM26 241H25V243H26ZM35 241V240H34ZM39 241H37L38 243H40L39 245H37V244H35L34 246L37 248V246L39 247V246H41L42 247V243H41V241L39 242ZM139 241V240H138ZM147 241L145 242V243H147ZM243 241V240H242ZM252 241V240H251ZM254 241V240H253ZM258 241V240H257ZM21 242V241H20ZM19 242V243H20ZM26 243L27 244V247H28V244L29 243ZM36 242V241H35ZM36 242V243H37ZM84 242H85V244H84ZM227 242V241H226ZM254 242H256V241H254ZM259 242V241H258ZM1 243H2V241H1ZM18 243V244H19ZM136 243V242H135ZM139 243V242H138ZM249 243V242H248ZM253 243V242H252ZM261 243V242H260ZM25 244V245H26ZM34 244V243H33ZM47 244V245H46ZM89 244V245H88ZM148 244V243H147ZM250 244V243H249ZM255 244V243H254ZM22 245V244H21ZM116 245V246H115ZM142 245V244H141ZM241 245V244H240ZM34 246H33V248H34ZM136 246V247H135ZM143 246V245H142ZM242 246L243 247H245L243 244H242ZM260 246V245H259ZM18 246H16V248H15V250L16 249H18L19 250V248H17ZM20 247V246H19ZM27 247H25V248H27ZM30 247V246H29ZM29 247H28V249H29ZM150 247H152V246H149V248ZM154 247V246H153ZM242 247V248H243ZM253 248H254V246H252ZM36 248H34V249H36ZM123 248V249H122ZM141 248V247H140ZM141 248V249H142ZM21 249V248H20ZM34 249H33V251H32V253H36L35 251H34ZM38 249V248H37ZM39 249H40V247H39ZM39 249H38V251H39ZM46 249V250H45ZM134 249H136L137 250V252H136V250H135V252H134ZM154 249V248H153ZM159 251H158V250ZM251 249V248H250ZM255 249H257V248H255ZM138 250H139V253H138ZM28 251V250H27ZM26 251V252H27ZM143 251H145L144 253H143ZM240 251V250H239ZM21 252V251H20ZM25 252V253H26ZM41 252V251H40ZM114 252V253H113ZM136 253V255H134V253ZM141 252H142V254H141ZM154 252V253H155ZM23 253V252H22ZM21 253V254H22ZM137 253L138 254H140V255H138V256H142L143 255V259H142V261H139L140 259H138L137 257ZM151 254H152V251L150 252ZM150 253H147V255H149ZM1 254V258H2V256H4V254L2 255ZM14 254V253H13ZM18 254V253H17ZM16 254V255H17ZM38 253H36V255H37ZM69 254V255H68ZM6 255H9V254H6ZM23 255V254H22ZM25 255V254H24ZM35 254H34V256H36ZM80 255V254H79ZM147 255H146V257H147ZM246 255V254H245ZM255 255V254H254ZM258 255V254H257ZM33 256V255H32ZM45 256V255H44ZM85 256H82V257H85ZM123 258H122V257ZM137 256V257H136ZM151 256V255H150ZM250 256V255H249ZM8 257H11V256H8ZM12 257H13V255H12ZM77 257V256H76ZM78 257H80V256H78ZM77 257V258H78ZM82 257H80V258H82ZM138 259H136V258ZM149 257V256H148ZM4 258H6L5 256H4ZM72 258H73V256H72ZM80 258H78L77 260H79ZM86 258H82L83 260H87L88 261V259H86ZM100 258V259H99ZM112 258V257H111ZM110 258V259H111ZM223 258H225V261H223ZM239 258V257H238ZM256 258H257V256H256ZM10 259V258H9ZM12 259V258H11ZM74 259H75V257H74ZM93 259V258H92ZM110 259H107V260H109L110 261ZM113 259V258H112ZM115 259V258H114ZM137 261H136V260ZM145 259V260H144ZM150 259V257L148 258V260ZM239 259H242V258H239ZM244 259V258H243ZM5 260H8V258L7 259H5ZM25 260H26V258H25ZM35 260V259H34ZM124 260H122V261H124ZM152 260V259H151ZM170 260V261H171ZM228 260V259H227ZM3 261V260H2ZM27 261V260H26ZM40 261V260H39ZM42 261V260H41ZM64 261H63V263H64ZM81 260H79V263H77V264H80L81 262H80ZM84 261V262H85ZM115 261H116V259H115ZM121 261V264H124L123 262ZM138 261H139V263H138ZM241 261V260H240ZM0 262H1V260H0ZM4 262H6V261H4ZM54 262V261H53ZM78 262V261H77ZM83 262V263H84ZM89 262V261H88ZM98 262V261H97ZM100 262V261H99ZM98 262V263H99ZM101 262H104L103 261V259H102V261ZM106 262V261H105ZM104 262V263H105ZM108 262V261H107ZM106 262V263H107ZM111 262H113V260H111ZM117 262V261H116ZM120 262V261H119ZM137 262V263H136ZM232 262V261H231ZM244 262V261H243ZM243 262H241V263H243ZM246 262H248V261H246ZM250 262H252V261H250ZM1 263H3V262H1ZM8 263V262H7ZM6 263V264H7ZM10 263H11V261H10ZM9 263V264H10ZM14 263V262H13ZM36 263V262H35ZM92 263H93V260H92ZM96 263V262H95ZM103 263V264H104ZM109 263V262H108ZM118 263V262H117ZM233 263V262H232ZM235 263V262H234ZM233 263V264H234ZM15 264H17V262L15 261ZM18 264H20L19 262H18ZM22 264V263H21ZM25 264H29V262H26ZM32 264V263H31ZM57 264H59V263H57ZM99 264H102V263H99ZM112 264V263H111ZM114 264V263H113ZM120 264V263H119ZM165 264H167L166 262H165ZM170 264V263H169Z\"/></svg>",
  "mask_w": 264,
  "mask_h": 264
},
{
  "label": "crops",
  "instance_id": "crops-1",
  "mask_svg": "<svg viewBox=\"0 0 264 264\" xmlns=\"http://www.w3.org/2000/svg\"><path fill=\"white\" fill-rule=\"evenodd\" d=\"M170 2L175 22L187 12H222L228 28L215 44L213 59L217 68L234 74L236 89L233 98L222 94L205 103L193 97L198 93L193 89L165 101L163 131L174 150L173 169L164 173L149 168L132 182L139 222L150 228L188 222L183 191L198 182L191 203L199 209L200 229H217L218 234L226 229L220 241L238 246L237 258L229 259L228 251L226 262L264 264V31L244 9L264 22V0ZM223 214L228 222L215 226L224 222Z\"/></svg>",
  "mask_w": 264,
  "mask_h": 264
},
{
  "label": "built area",
  "instance_id": "built-area-1",
  "mask_svg": "<svg viewBox=\"0 0 264 264\" xmlns=\"http://www.w3.org/2000/svg\"><path fill=\"white\" fill-rule=\"evenodd\" d=\"M147 6H146V5ZM139 5V4H138ZM167 7L160 9L154 0H145L141 3L137 17H134L130 26L135 31L136 36H132L131 31L124 30L123 25L115 24L109 35L116 36L121 31L120 37L125 45H134L131 43L135 38L148 39L147 46H156V57L150 62L148 68L149 75L155 78L157 82H161L170 89L180 90L173 97L181 96L187 91L195 87H201L206 92L216 95L227 94L231 96L233 85L232 78L225 70L217 68L214 57L216 42L225 34L228 25L222 12L217 9H210L201 12H187L178 21L171 20L170 0H166ZM140 6V5H139ZM161 13L166 15L167 22L171 28L163 35V28L158 24V15ZM152 32V35H149ZM166 44L180 45L179 52H175L174 48L168 50H160ZM135 44L133 47H136ZM187 47L184 51L183 47ZM162 51V52H161ZM192 54L185 63L183 55ZM207 59V64L206 61ZM209 61L211 63L209 64ZM187 68H184V65ZM163 73L160 74V71ZM172 97V98H173Z\"/></svg>",
  "mask_w": 264,
  "mask_h": 264
},
{
  "label": "water",
  "instance_id": "water-1",
  "mask_svg": "<svg viewBox=\"0 0 264 264\" xmlns=\"http://www.w3.org/2000/svg\"><path fill=\"white\" fill-rule=\"evenodd\" d=\"M244 0H241V2H243ZM245 6V5H244ZM245 12L248 15V18L250 20V22L256 27L261 29L262 31H264V22L260 21L259 19H257L252 13H250V11L247 9V7H244Z\"/></svg>",
  "mask_w": 264,
  "mask_h": 264
}]
</instances>
